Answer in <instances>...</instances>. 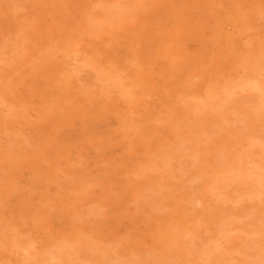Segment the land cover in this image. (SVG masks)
<instances>
[{
  "label": "rangeland",
  "instance_id": "1",
  "mask_svg": "<svg viewBox=\"0 0 264 264\" xmlns=\"http://www.w3.org/2000/svg\"><path fill=\"white\" fill-rule=\"evenodd\" d=\"M65 1L68 3L72 2V1L73 2L71 5V3L68 4ZM65 1L64 0H30V1L29 0H0V35H1L0 36L1 37L0 44L4 43V40H6L4 45L3 44L0 45V48H1L0 49V56L2 58H4V59L1 58V60H0V77H1L0 78V92L4 96V98H3L1 95V99H3L2 101L0 99V104H1L0 105V113H1L0 116L2 115V117H5L7 119L6 120L5 118L0 117L2 119V120L0 119V128H1L0 129L1 130L0 139L2 138V140H0L1 141L0 145L3 148V149H1V146H0V149H1L0 151H2L0 153L1 154L7 153L10 146L12 147V151H13V152H11V151L8 152L6 155L2 154L3 156L0 155L2 158H4V161H5L4 162L3 159H0V162L2 161L0 163V165H2V163H3V165L0 166V171H1L0 172V176H1L0 177V183H1L0 188L2 187L1 189H4V190L0 189V191L3 193L5 191L7 192V190L9 191L8 194L6 192L4 194L0 192V196H1L0 197V264H87V263L88 264H94V263L95 264H99V263L102 264L103 262H104L103 264H107V263L110 264V262L108 261V258L111 261V264H115V262H116V264H142V262H143V264H165V263L166 264L167 263L168 264H175V263L176 264H184V263L185 264H193V263L194 264H199V263L201 264V262L203 264H208V262H209V264H224V263L225 264H229V263L230 264H240V262H241V264H264V253H263L264 252V250H263L264 249V0H162V2H160L159 0H138V1L133 0V2H135V4L132 2V0H129L130 4L126 0H121V2H120V0H116V1L115 0L114 1L103 0V3H102V0H95V1L94 0H70V1L65 0ZM155 1H157V2H155ZM137 2L139 4H141L142 6L139 5ZM112 3L113 4L117 3V4L115 6V4L113 5ZM83 4H86L88 6H85ZM126 4H127V7H126ZM131 4H132V6H131ZM148 4H149V6H152V7H148ZM69 5H71L72 8H69V7H71ZM73 5H75V6L78 5V7L76 6L77 7L76 12L77 13L74 11L76 9H74ZM153 5L155 6V8L153 7ZM163 6H164V8H162ZM175 6H177V7H175ZM181 6H183V7H181ZM134 7H136V8H134ZM85 8H87V9L85 10ZM151 8H153V9H151ZM242 8H243V10H242ZM71 9H73V10L71 11ZM82 9H84V10H82ZM95 9H97V10L101 9L100 13ZM135 9H137V10L135 11ZM147 9L149 10L148 13H147V11H148ZM70 11L72 12V14H70ZM96 11L98 13H96ZM153 11L155 13H153ZM74 12L76 14L73 15ZM80 12H82L80 17L81 18L83 17V21H82V19L77 17L80 15V14H78ZM121 12L124 14V16H122L123 14ZM137 12L139 14L141 13L142 14V15L140 14L141 16H143V13H144L145 17L144 16L141 17ZM160 12L162 15H160ZM94 13H96V14H94ZM129 13H130V16H129ZM135 13L138 15H136ZM82 14H85V15H82ZM100 14H101V17H99ZM31 15L32 16L34 15L33 20H32ZM94 15H95V17H94ZM163 15H164V17H163ZM136 17H138V18L136 19ZM19 18H20V20H19ZM21 18H23L24 21L21 20ZM42 18H46L47 20L46 19L43 20ZM107 18H108V20H107ZM130 18H132L133 20L135 18V20L133 21ZM141 18H144V19H142V21H141L140 20ZM154 18H155V20H152ZM161 18H162V20H161ZM175 18H177V19H175ZM34 19H36L35 20L36 22L34 21ZM17 20H18V22H17ZM25 20H26V22H28L29 27H27L28 25L26 26L27 23L25 22ZM28 20H30L31 23ZM37 20H40V21H37ZM45 20L48 22H46ZM52 20L55 24L58 23L56 25L57 27L59 26L58 28H60L57 30L58 33L56 32L57 27L55 26V24L53 26V22H52V24H50V22H49ZM85 20H86V22H85ZM32 21H34V22H32ZM41 21H42V23H44V22L45 23L40 25L39 22L41 23ZM147 21H149V22H147ZM15 22H17V23H15ZM164 22L167 24H165ZM171 22H173L172 23L173 26H172ZM176 22H177L178 26L176 25ZM179 22H180V24H179ZM19 23L22 24L21 25L22 27H23V24L26 23L24 25L25 28L24 27L21 28L20 26H18ZM125 23H127L128 26L130 25L129 23H132V25H130V27H132V28H128L127 25H126L127 27H124L123 25H125ZM161 23H163V24H161ZM31 24H32V26H31ZM38 24L40 26L43 25L41 28V31L38 30L40 27ZM78 24L80 26L83 24L86 25L84 27L81 26V28L84 31L82 29L81 30L79 29V31H81L82 34H81V32L78 31V28H80V26H78ZM15 25H17V26H15ZM36 25L39 27L37 28ZM45 25L47 26V28ZM51 25H52V27H51ZM87 25H88V27H87ZM110 25H112V26H110ZM133 25L134 26L136 25L137 28L134 27ZM161 25H163V26H161ZM166 26H167V28H166ZM226 26H228V27H226ZM16 27H18L17 30H19V31L16 30ZM30 27L33 29L37 28L36 29V30H38V31H36L37 33L34 32L35 30L30 32V30H31ZM43 27H45L47 30L50 29V31L47 32L46 29H44ZM76 27H77V30H75ZM123 27H124V29H123ZM172 27H173V30H172ZM28 28H30V29H28ZM134 28H135V30H134ZM160 28H162L163 31ZM22 29H25V30L23 31ZM26 29H28L29 31L27 30V32H26ZM119 29H120V31H119ZM164 29L167 31H165ZM177 29L182 31V32H180L181 34H179V32H176V31H178ZM3 30H4V32L2 33L1 31H3ZM12 30H13V32H12ZM14 30L16 31V33L14 32ZM168 30L173 32V33H170ZM51 31H52V33H51ZM59 31H61V32H59ZM85 31H87V32H85ZM112 31H114V33ZM147 31L149 33H147ZM8 32H9V34H8ZM24 32L26 33V38L24 37V34H25ZM76 32H77V34H76ZM129 32H131V33H129ZM137 32H139V33L137 34ZM156 32H158V33H156ZM163 32L164 33L168 32L169 35L167 36V33L164 34ZM12 33L14 34L13 36H11ZM39 33L40 34L42 33V35H40ZM43 33H47V34L50 33V34H49V36L47 34H45V36H44ZM159 33L161 34V36L163 34L164 35L161 37ZM6 34H8V38L10 39V41H11V38L14 40V42L11 41L13 43L7 41L9 39H7ZM15 34H17L16 37H15ZM27 34H28V36H27ZM61 34H62V37H61ZM99 34H101V35L99 36ZM111 34H113V35H111ZM117 34H118V37L116 38ZM134 34H136V35H134ZM139 34L141 35V37ZM154 34H156L157 36L156 35L154 36ZM170 34H172V36H170ZM19 35H20L19 38H21L20 42L18 40ZM21 35H22V37H21ZM32 35L34 37V40L32 39L33 38ZM85 35H86V37H85ZM148 35H150L151 37L149 36V38L147 39ZM152 35H153V37H152ZM2 36H4V37H2ZM39 36H40V39H39ZM52 36H53V38L55 36V39H53ZM57 36H60L62 38V39H60L61 41H59L60 37L57 39ZM80 36H81V39H82V37H84V39L83 40L79 39ZM103 36L105 39L102 40ZM122 36H124L123 38H125L126 41H124V39H122ZM173 36H174V38H173L174 40L171 39ZM154 37L155 38L157 37V38L155 39ZM180 37L182 38V41H181ZM190 37H192V38L190 39ZM36 38H38L39 40ZM48 38L50 39V41L54 40L55 44H56V42L57 43L60 42V43L58 45L57 44L55 45L53 41L49 42ZM85 38L87 39L88 42L85 40ZM115 38H116V40H115ZM158 38H160L162 42ZM163 38L165 41L162 40ZM25 39L26 40L30 39L31 40L30 43L27 42ZM41 39H43L42 40L43 42L41 41ZM75 39H76V41H75ZM109 39H111V40H109ZM176 39H177V41H176ZM185 39L188 42H186ZM21 40H23V43L21 42ZM84 40H85V43H83ZM118 40H119V43H118ZM47 41L50 44H48ZM98 41H99V43H98ZM116 41H117V43H116ZM163 41L166 42V44ZM167 41L168 42L170 41L169 43H170V46L172 45L171 47L168 45L169 43ZM179 41H180V43H179ZM15 42L16 43L19 42V43L16 44ZM34 42H36L35 45H37V47L33 46ZM71 42H72V46H71ZM124 42H126V43H124ZM172 42H174L173 44L175 45V47L173 49H172L173 44H171ZM24 43H26V45L28 44L29 47H27L28 45L27 46L23 45ZM51 43H52V45H51ZM87 43H88V45H87ZM91 43H92V45H91ZM160 43H162V44H160ZM20 44H22V47ZM44 44L45 45L47 44L46 47L44 46ZM106 44H107V46H106ZM121 44H122V46H120ZM9 45L11 46L10 50L8 49ZM15 45H16V47H15ZM17 45H19V46H17ZM49 45L51 47H49ZM32 46H33V49H32ZM77 46H78V49H77ZM128 46H129V48H128ZM132 46H133V48H132ZM159 46H161V49H159ZM163 46H165V47H163ZM18 47H20V48H18ZM34 47H36V48H34ZM74 47H75V49H74ZM15 48L16 49L18 48L20 50L17 49L18 50L17 51V50H15ZM22 48L25 50V52H27V50H29V49H30V51L33 50V52L25 53L24 51L21 50ZM58 48H59V51H57ZM63 48H64V50H62ZM138 48H141V50ZM164 48H165V50H164ZM179 48H180V50H179ZM11 49H12V51H11ZM43 49H45V50L43 51ZM112 49H114V50H112ZM60 50L63 53L60 52ZM127 50L131 53L129 54V52ZM162 50H163V52H162ZM171 50L173 51V53ZM19 51H21V52H19ZM40 51H41V53L42 52L43 53L40 54L39 53ZM56 51H57V53H56ZM1 52H2V54H1ZM12 52H14V55L19 52L18 55H21V56L18 57V55H15V56L10 57L11 55H13ZM23 52L25 54H29V56L23 54ZM66 52L70 53L71 55L70 54L68 55V53L66 55ZM148 53H149V55H148ZM152 53H153V57H151ZM31 54L33 57H31ZM36 54L40 55V56H38L39 59H36V58H38ZM59 54H60V56H59ZM81 54L83 55V57ZM154 54L157 57L154 56ZM162 54H163V57H162ZM167 54H168V57L166 56ZM56 55H58L59 58ZM184 55H185V57H184ZM7 56L9 57V59L12 58V59H10L9 62H8L9 59ZM16 56H17V58L15 60L14 58ZM55 56L57 57V59H55L56 58ZM79 56H81L82 59ZM96 56H98L97 59H96ZM111 56H112V58H111ZM146 56H149V57L146 58ZM6 57H7L8 64H6L7 62L5 63V61H4V60H6ZM22 57H24V58H22ZM29 57H31V59ZM75 57H77V58L79 57V58L77 59ZM154 57H156L157 59H154ZM18 58H19V60H21L20 63L19 62L16 63ZM25 58H28L27 61H29V63H28L29 66H27L28 64L26 63ZM160 58L163 59V62L160 60ZM207 58H209V59H207ZM54 59H55V61L56 60L57 61L55 62ZM200 59H201V61H200ZM217 59H219L220 63L218 62ZM30 60L33 62H31ZM41 60H43V61H41ZM115 60H117V61H115ZM13 61L16 64L9 65V63H13ZM22 61L25 62L26 66H25V64H22L23 63ZM82 61H83V63H82ZM146 61H147V63H149L148 65H145V64H147ZM157 61H158V63H157ZM164 61H165V64H162V63H164ZM189 61H190V63H189ZM197 61H198V63H197ZM30 62H31V64H30ZM96 62L98 63V65ZM129 62H130V64H129ZM33 63H35V64L38 63L37 64L38 66L34 65ZM82 64H84L85 66H83ZM142 64H143V66H142ZM7 65H9V66H7ZM30 65L32 66V69H33V75L36 73L38 76L36 74H35V77L33 75H30V73L32 72ZM63 65H66V67ZM117 65H119V66H117ZM39 66H40V68H39ZM97 66H98V69L96 68ZM29 67H30V69H29ZM36 67L39 68V70L42 68L41 71H39V70L35 71L36 69L34 70V68H36ZM69 67H70V69H68ZM84 67L87 70L86 69L84 70ZM91 67H92V70H90ZM114 67H116V68H114ZM137 67L139 69H137ZM145 67L147 70L144 69ZM81 68H82V70H81ZM132 68H134V69H132ZM27 69H28V71H27ZM123 69H124V71H123ZM140 69H141V71H140ZM61 70L62 71L64 70V72H66V73L62 72ZM70 70H71V73L73 75L70 73ZM148 70H149V72H148ZM97 71L99 73H97ZM110 71H112L113 73H111ZM23 72L24 73L26 72V74H27V75L25 74L26 78L23 76L24 75ZM59 73H60V75H59ZM61 73H62V75L64 74V76H62ZM67 73H69L70 75ZM177 73H179V75ZM115 74H117V75H115ZM139 74H140V76H139ZM57 75H58V78H57ZM94 75H96V76H94ZM123 75L125 76V78ZM223 75H224V77H223ZM72 76H75V77H73L74 80H75V78H77L78 81L77 80L76 81L78 83H80L79 85H76L78 83L76 81H74L73 78H72L73 81H71L70 77H72ZM113 76H114V78H113ZM53 77H55V78H53ZM137 77H138V79H137ZM33 78L36 81L33 80ZM17 79H19V80L17 81ZM62 79L63 80L65 79V80L63 81ZM96 79H98V80H96ZM124 79H126L128 81H125ZM49 80H52V81L54 80V81H53V83H51L52 81H49ZM66 80H67V82H66ZM16 81H17V83H16ZM69 81H70V85L68 83ZM174 81H176V82H174ZM34 82L35 83L37 82V84H39V85H37V87H36V84ZM57 82L59 83L58 86H57V84H58ZM71 82H73V83L75 82V86ZM112 82H113V84H112ZM126 82L130 86L127 85ZM145 82L146 83L148 82V83L146 84ZM172 82H174V83H172ZM48 83L53 84V86L52 85L50 86ZM116 83H117L118 87H117ZM63 84H64V87L62 88ZM86 84H87V87H86ZM123 84H124V86H123ZM144 84H145V86H144ZM46 85H47V87L50 86L51 89L49 90L50 87L46 88ZM80 85H82V86L80 87ZM137 85H139V86H137ZM233 85H234V87H233ZM11 86H13L14 89ZM76 86H78V87H76ZM53 87H54V89H53ZM65 87H67V88H65ZM70 87L72 88L73 91L76 90V92L75 91L73 92ZM90 87H91V89L89 90ZM105 87L108 90H106ZM110 87H111V89H109ZM115 87H117V88H115ZM120 87L122 90L120 89ZM124 87L126 90L124 89ZM132 87H134V88H132ZM178 87H179V89H178ZM184 87H185V89H184ZM16 88H17V90H16ZM44 88L46 89V92H45ZM68 88H69V91H68ZM112 88H114L113 89L114 93L112 91ZM130 88H131V92H130ZM136 88H137V90H136ZM181 88H183V89H181ZM32 89H33V91L35 89H37V90H35L34 91L35 93H34L32 91ZM60 89H62L63 91ZM174 89H176V91H178V93H175ZM30 90L34 94L33 95L34 99H33V96L30 94ZM97 90H98V92H100V94H102L106 90L105 92H107L108 96L110 95V92H111V94L113 93L116 98L113 95H111V97L113 96L115 98V100H114V98L108 97L107 94H105V92L103 93V96H101L100 94L98 95ZM138 90L141 93L138 92ZM180 90H181V93H180ZM25 91H27L28 93H26ZM42 91L45 92V93L43 92L42 98H45V96H46V99L49 98V99H47L49 103L47 102L46 99H44V100L42 98L39 99V96L41 97ZM58 91H61V92H58ZM64 91L66 92L67 97L69 95L73 94V97H70V96L68 97L69 100H71L72 102H74V100H77V102L82 100V95H83V99L85 97L86 98L84 100H82L80 103L75 104V102L74 103L70 102L71 104L69 103L67 105V102H69V100L67 97L64 98V96L66 95ZM67 91H68V93H67ZM91 91H96L97 93L96 92L93 93ZM62 92L64 95L61 94ZM89 92H91L93 94L87 95V94H90ZM116 92L119 94V96ZM10 93H12V94H10ZM20 93H22V95ZM57 93H58L57 99L59 101H56L57 100L56 99ZM240 93H241V95H240ZM28 94H29V98L27 97ZM75 94L79 95L80 97H78ZM173 94H175V96ZM176 94H178V95H176ZM8 95H10V97ZM24 95L28 98V100L29 99L32 100V101L29 100V104L31 106L27 103L29 106L23 107L22 103H24V101L27 100V98H25ZM37 95H39V96L37 97ZM48 95H49V97H47ZM92 95H94V97H92ZM104 95H106V97ZM196 95H197V97H196ZM50 96H51V99H50ZM139 96L142 99H140ZM185 96H186V98H185ZM87 97H88V100H87ZM95 97H97V98H95ZM102 97H105V98H102ZM241 97H243V98H241ZM90 98H91V100L93 98H94V100L97 99L96 103H94L95 102L94 100H92V102L94 104L91 103V101L89 102ZM126 98H128V99H126ZM144 98H145V100H144ZM5 99H6V103L9 102L8 104H5ZM10 99L13 101V103H12V101H10ZM17 99H19V100L21 99L22 103ZM102 99L103 100L104 99L110 100V102L105 100L108 103L106 104V102H105L104 103L105 105H104L102 103V101H103ZM112 99L115 101L114 103H116V105H112L113 103L111 105L109 104V103H111V101L113 102ZM118 99L119 100L121 99L122 102H121V100L119 102ZM147 99H149L148 102H147ZM40 100H43V102L46 101L47 103L45 102V104H43V102ZM129 100H131L132 102L134 101L135 103L134 102L132 103ZM142 100H144V101L142 102ZM34 101H36L35 103H37V104L32 103ZM51 101L54 103V105L52 104ZM54 101H56V102H54ZM64 101H66V103ZM10 102L12 105L10 104ZM17 102H19L17 104V107L13 106V104L16 105L15 103H17ZM25 102H28V101H25ZM57 102H58V104H57ZM81 103H83V104L81 105ZM121 103H122V105H120ZM39 104H42V105H39ZM62 104L65 106L67 105L68 108H67V106L66 107L64 106V108H61ZM73 104L76 105L75 107H77V106H80V107L79 108L77 107V110H76V108L74 107ZM84 104H85V106H83ZM95 104H99L97 107H102V108L104 105V108L103 109L97 108V110L95 109V110H93V112H89V110L92 111V109H94L96 107ZM118 104L120 106H118ZM174 104H176V105L174 106ZM181 104H182V106H181ZM8 105H10V106H8ZM18 105L23 109L27 108L24 112L22 111V116L20 115L21 113L16 114V112H19V111L21 112L20 107ZM49 105L53 106V109H55V110H57L56 108L60 107L61 109L60 108L59 109L61 110V112L64 113V115L61 112L60 113L62 114V116H61V114H59V112H58V111H60L59 109H58V111L53 112L52 107ZM107 105H110V106H107ZM123 105H125V106L127 105L125 107L124 111H123V108H124ZM6 106H7V108H6ZM11 106H12V108H11ZM33 106H34V108H33ZM86 106H88L87 107L88 110H86L87 115H88V113L91 114L90 116L88 115V117H87L86 111L84 109V108H86ZM91 106L94 108H92ZM105 106H107L109 108L111 106H112L111 108H115L116 106H118V107H116V108H118L116 110L117 111L118 110L123 111V112L120 111L122 113V116L120 115L121 114L120 112L114 113V112H116V110L113 109L114 111H112V109H109ZM29 107H32L33 109L29 108ZM38 107L39 108L43 107L42 109L43 110L46 109V111L47 110L49 111L52 109L51 110L52 112L50 111L51 113L49 112V114H53V113L55 114L56 113L55 115L53 114V116L51 115L52 121H51L50 117H46V116H50L48 114V111L46 112L44 110L46 113L43 114V112L41 113V109H39ZM49 107H51V109ZM69 107H71V110L69 109ZM72 107L74 108L75 112H74ZM130 107L131 108L133 107V109L131 110ZM9 108L11 110L13 108L14 109L16 108V109H15V111H13L14 109L12 111H10ZM17 108H19L18 109L19 111L17 110ZM80 108H82L81 109L82 113L80 111ZM90 108H92V109H90ZM106 108L108 109L109 113L107 112ZM127 108H129V110H126ZM145 108H146V110H145ZM215 108H216V111L214 110ZM8 109H9V111H8ZM31 109H32V111L34 110L33 114L35 112L37 114V116H36V114L35 115L28 114V110H29V112H31ZM66 109H69L68 114L71 113V115L66 114L67 113ZM98 109L102 110V113H104L105 112L104 109H106V113L101 115V113H98V112H100V111H98ZM3 110H5V111H3ZM72 110H73V112H72ZM83 110L85 112H83ZM133 110H135V111H133ZM182 110H183V113H182ZM39 111H40V113H39ZM64 111H66V113ZM76 111L77 112L79 111L80 113L79 112L77 113ZM168 111L170 112V114ZM200 111H202V112H200ZM8 112H11V113H8ZM13 112H15V113H13ZM25 112L27 114H25ZM57 112L60 115V117L58 116ZM127 112H128V114L131 115V117L127 114ZM4 113L5 114L7 113V115H9V116L5 115ZM23 113H24V115H23ZM84 113H85V118H84V116H81V114L83 115ZM132 113L136 116L135 118H134V115ZM14 114H16L18 117H16V115L12 116ZM38 114L41 118L38 116ZM65 114H66V117L68 115L69 121L67 120V118H68L67 117V118H64L66 121L64 120V123H63L60 121V119H63V117H65ZM73 114H74V116H73ZM79 114L81 117L84 118V121H82L83 118L78 116ZM123 114H124V116H123ZM3 115H5V116H3ZM19 115H20V117H19ZM139 115H140V119H138ZM28 116L31 118H27ZM32 116L33 117L36 116L35 117L36 119L40 118L41 121L40 120L38 121V119L36 120ZM75 116H78V117H75ZM9 117H10V119H9ZM13 117H15V118H13ZM21 117L24 119V122H23V119ZM70 117L71 118L73 117L74 119L72 118L73 119L72 120ZM189 117H191V118H189ZM12 118H13V120H12ZM17 118H19L20 121L24 124L23 125L21 123V126L23 128H21L20 123H19L20 121ZM45 118H47V119H45ZM153 118H154V120H153ZM14 119H16V120H14ZM28 119H30V122ZM31 119L34 120L35 123H37V124H36V126H34L35 124H32V126H31V124H29L30 125V128H29V125L27 126V124H25V121H27L26 123L34 122V121L31 122ZM132 119H133V122H132ZM42 120H44V121L46 120L45 126L43 125L44 121H42ZM138 120L143 121V123L141 121H138ZM223 120H224V122H223ZM57 121H59V122H57ZM67 121H68V124H66ZM236 121H237V123H236ZM1 122H2V124H1ZM4 122L5 123L9 122V123L6 125V124H4ZM12 122H14V123L17 122V125L19 124V126H16V124H12ZM49 122L51 124H48ZM60 122H61L62 126L59 124ZM56 123H58V124H56ZM52 124H54V126H52ZM12 125H15L16 129ZM59 125H60V128H59ZM3 126H4V128H3ZM6 126H7V130L5 128ZM11 126L13 127V131H12ZM139 126H140V128H139ZM256 126H257V128H256ZM8 127L10 128L11 131L9 130ZM55 127H56V129L57 128L58 129L56 130ZM51 128H52V130L54 129L53 133L54 132L56 133V131H57L58 134L57 133L53 134L52 132L50 133ZM156 128H158V129L156 130ZM3 129H5V130H3ZM28 129L30 131L31 130L32 131L30 132ZM43 129H44L45 133L43 132L42 134H40L41 133L40 130H43ZM19 130L21 131V133H18ZM25 130L29 134V137L25 133L26 132ZM35 130L37 131V132H35V133H37V135L34 134ZM46 130H48V133ZM8 131L10 134H8ZM135 131H136V133H134ZM137 131H139V132H137ZM157 131H158V133H157ZM11 132L14 134V137H13V134L11 135ZM15 132L18 135L20 134L21 137H24V138H22L23 144H22V141L20 139V135L18 137V135ZM3 133H4V136H8L7 139H6V137H4V139H3V135H2ZM141 133H142V135H141ZM30 134L36 135L37 138L34 137V135L30 136ZM38 134L43 135V137H41V138H44V140L39 138ZM51 134H52V136H51ZM125 134H129V135L126 136ZM197 134H198V136H197ZM9 135H10V137H9ZM24 135L25 136L27 135V136L25 137ZM48 135H49V138H51V139H49V138L45 139V137L46 136L48 137ZM55 135L57 136V137H55L56 139L54 138ZM93 135H95V136H93ZM143 135H144V138H143ZM236 135H238V137ZM30 137H34V138H32L31 141H34V140H35V142L37 141L36 144L38 143L39 146H34V148L31 149L30 145H34L35 143L30 141L32 143V144H30V142L28 140V139H30ZM205 137H207V138H205ZM15 138H17V139H15ZM58 138H59V140H58ZM10 139H13V140L11 141ZM24 139H25V141L28 140L27 143L24 141ZM38 139H41L43 141V143L41 140L39 142ZM4 140L6 142H4ZM7 140H9V141H7ZM18 140L23 145L25 150H26V148L28 149V147L30 146L29 149L27 150L30 152V154H29V152L25 151L24 149H23V152H24V154H28V156L31 155V157H27L26 155L22 154L23 153L22 152V145L17 143ZM71 140H73V141H71ZM49 141H52V142H49ZM57 141H59V142L61 141L60 142L61 144L60 143L58 144ZM14 142H16L14 144L15 146L17 145L16 147L20 146V149L14 147V145H13ZM53 142H54V144H53ZM63 142H64V145L68 147V149H66V147L62 146ZM201 142H203V143H201ZM5 143L6 144L11 143V144H10V146H9V144L7 146V145H5ZM214 143H215V145H214ZM25 144H26V146H24ZM66 144H68V145H66ZM41 145H42V147H41ZM54 145H56V146H54ZM69 145H71L70 148H69ZM216 146H217V148H216ZM44 147H45L46 151L44 150ZM53 147H55V149ZM56 147H57V149L60 147L59 150L64 147L62 150H60V151L58 150V153L62 151V153H63L62 155H64L63 150L67 151V154H65L66 158L64 156H62L61 153H59L60 156H62L61 158H57V157H60L59 154L57 157H53L54 155L57 154ZM220 147H221L222 151H220V149H219ZM223 148L225 150H223ZM4 149H7V150H4ZM30 149L32 152L30 151ZM34 149H35L36 153H35ZM38 149L40 150V152ZM9 150H11V149H9ZM16 150H17V152H14ZM216 150L218 152H216ZM20 151H21V154H19ZM41 151H43V152H41ZM232 151H233V153H232ZM44 152H45V154H44ZM68 152H70V156L68 155ZM12 153H14L16 155L18 154L19 156L21 155L22 157H18V155L17 156L11 155ZM47 153L52 155V158H48L50 155H48ZM8 154H10V155L8 156ZM33 154H34V156H33ZM190 154L192 156L188 158V156H190ZM204 154H206V155H204ZM215 154H217V156ZM35 156H37V157L39 156L38 159L35 158ZM221 156H224V157H221ZM5 157L6 158L10 157L9 160L14 159L13 162L15 161V165L12 162V160L10 162ZM14 157H17V160H15L16 158H14ZM150 157H152V159ZM214 157H215V160L213 159ZM31 158H33V159H31ZM55 158H56V160H55ZM167 158H168V160H167ZM34 159H36L37 163L40 161L41 164L38 163L39 165L36 166L37 164L35 163ZM49 159H53V160L49 161ZM29 160H31V161L33 160V162L36 165ZM7 161H9V163ZM17 161H19V162L16 163ZM56 161H59V162L57 163ZM24 162H25V165H26V163H28L27 164L28 166L27 165L25 166L23 164ZM6 163H8V164H6ZM32 163L34 164V166L32 165ZM53 163L57 164L56 168L54 167L55 165H53ZM67 163H68V166H67ZM10 164L14 165L13 169H12V165H10ZM18 164H19V166H17ZM30 164L32 165V167ZM61 164H63V165H61ZM162 164H164V165H162ZM4 165H6V167ZM7 165H8V167H7ZM23 165L25 166L24 168H22ZM9 166L11 168H9ZM39 166H40V168H38ZM1 167H2V170H1ZM15 167H16V169L18 168L19 172H18V170L15 171ZM19 167H20V169H19ZM243 167H246V168H243ZM32 168H34V169L36 168V171L38 170V172L40 171V169H41V171L38 174V173H36L35 170L33 171ZM192 168H194V170ZM29 169H31V170H29ZM52 169H54L53 170L54 173H52V172L50 173V171ZM55 169L58 171H56ZM221 169H222V171H221ZM8 170L9 171L11 170L10 174L7 173ZM13 171L15 172V174ZM195 171H197V172H195ZM245 171H246V173H245ZM55 172L56 173L59 172V173L56 174ZM144 172L147 175H149V172H150L151 173L150 175L152 177L150 175L149 176H146V174L144 175ZM216 172H217V175H216ZM53 174L56 176H53ZM152 174H154V175H152ZM12 175L13 176L15 175V178L14 177L12 178ZM232 175H233V177H232ZM6 176H9V178L10 177L11 178L9 179ZM48 176H50V177H48ZM37 177H39V179ZM147 177L149 179H147ZM2 178H5V179H3L4 182H6L8 179L9 181H7V182H10V183H8L10 186H8L7 182L4 183L2 181ZM12 181H15V182L11 184ZM73 182H75V183H73ZM85 183H87V184H85ZM3 184H5V186H3ZM179 184H180V186H179ZM199 185H200V187H199ZM166 193H167V196H166ZM174 194H175V196H174ZM191 194H193V195H191ZM193 197H195V198H193ZM79 198H80V200H79ZM44 199H45V201H44ZM165 200L166 201L168 200L167 202L168 203L170 202L171 205H170V203L167 204V202H165ZM190 201H192V202H190ZM203 202H204V204H203ZM190 203L191 204L193 203L192 206ZM205 203H206V207H205ZM164 204H166V205H164ZM193 205H195V206L193 207ZM26 208H28V209H26ZM130 208H132L134 211ZM191 208H192V211H191ZM176 210H177V212H176ZM168 212H170V214ZM185 213H186V215H185ZM222 214H225V215H222ZM237 214H238V216H237ZM120 215H122V216H120ZM192 215H193V217H192ZM248 215H251V216H248ZM150 216H152V217H150ZM1 217H3V218H1ZM61 217H63V218H61ZM64 217H66V218H64ZM262 218H263V220H262ZM44 219H45V221H44ZM240 219L244 220L243 223ZM37 220H38V222H36ZM68 220H69V222H68ZM190 220H192V221H190ZM39 222H41V223H39ZM45 222H46V224H45ZM228 222H229V224H228ZM37 223H39V224H37ZM154 223H156V224H154ZM194 224H195V226H194ZM255 225L257 227H255ZM159 226H160V228H159ZM169 226H170V228H169ZM240 226H241V229H240ZM195 227H196V229H195ZM245 227H246V229H245ZM156 228H157V230H156ZM209 228L213 232H211V230ZM148 229L150 230V232L148 231ZM236 229H237V231H235ZM133 231H135V233ZM157 231H158V233H157ZM152 232H154V233L152 234ZM171 232H172V234H171ZM154 234L156 236H154ZM157 234H159V235H157ZM30 235H31V238H30ZM68 235L69 236L73 235V236H70L72 239H69ZM64 236H66V238ZM25 237H27V238H25ZM140 237H142V238H140ZM202 237H204V238H202ZM25 239H27V240H25ZM34 239H36V240H34ZM197 239H198V241H197ZM221 239H222V241H221ZM17 240H18V242H17ZM30 240H31V244H34V243L35 244L31 245ZM67 240H69V241H67ZM70 240H74V241H70ZM140 240H141V242H140ZM205 240L206 241L208 240V241L205 242ZM75 241H76V243H75ZM184 241H185V243H184ZM13 242H14V244H13ZM197 242H199V243H197ZM200 242H201V245H200ZM65 243H67V244H65ZM69 243H70V246H69ZM81 243H82V245H80ZM131 243H132V245H131ZM26 244H28V246ZM45 245L47 246L46 248H45ZM112 245H114V246H112ZM189 245H193V246H191L192 249H191V247L188 248ZM204 245H205V247H204ZM61 246H62V248L64 246L65 249H66V246H68L70 248V249H68V247H67V249L64 250L66 256H65L62 248L60 249ZM199 246H200V248H199ZM106 247L108 250L106 249ZM195 247H196V249H195ZM214 247H215V249H214ZM43 248H45L46 250L45 249L42 250ZM165 248H166V250H165ZM73 249H74V251H73ZM182 249H186V250L183 251ZM54 250H55V252H54ZM188 250H189V252H188ZM45 251H46V253H45ZM70 251H73V255H71ZM101 251H103V252H101ZM185 251H187L186 252L188 254V255L186 254L187 257L185 255H183L184 253H182ZM192 251H193V253H192ZM200 251H202V252L200 253ZM122 252H123V254H122ZM136 252H138V253H136ZM152 252L153 253L155 252L156 254L155 253L153 254ZM179 252L182 254H180ZM210 252H211V254H210ZM56 253H57V255H56ZM99 253H101V254L104 253V255L103 254L100 255ZM126 253H127V256H126ZM215 253L220 254L219 256H218V254H216V257H217L216 259H215V255H214ZM223 253L226 255V257ZM229 253H230V255H229ZM232 253L234 255H236L237 258ZM50 254L53 255L52 259H51L52 256ZM97 254H99V256H101V257H99ZM157 254L159 255V257L161 255V257L158 258ZM169 254H170V257H169ZM173 254L175 255V257ZM178 254H180V255H178ZM43 255H45V256L43 257ZM95 255H96V257H95ZM106 255H108L107 258H106ZM155 255H156V257H155ZM171 255H172V258H171ZM194 255H196V256H194ZM207 255H209V257H207ZM211 255H212V257H211ZM113 256L116 258H114ZM124 256H125V258H124ZM189 256H191L192 258ZM205 256H206V258H205ZM238 256H240V258ZM89 257H91L90 260H89ZM118 257H119V259H118ZM126 257H129V259ZM195 257H196V259H194ZM227 257H228V259H227ZM99 258H101V259L99 260ZM143 258H144V260H143ZM148 258H150L151 261L148 260ZM157 258L159 261H157ZM238 258L241 260H239ZM35 259H37V261ZM47 259H48V261H47ZM124 259H127V260H124ZM152 259H153V262H152ZM161 259H162V262L160 261ZM173 259H174V261H172ZM224 259H225V261H223ZM45 260H46V262H45ZM83 260H85V261L83 262ZM94 260H96V261H94ZM188 260H189V263H188ZM22 261H23V263H22ZM100 261H102V262H100ZM147 261H148V263H147ZM222 262H224V263H222Z\"/></svg>",
  "mask_w": 264,
  "mask_h": 264
},
{
  "label": "bare ground",
  "instance_id": "2",
  "mask_svg": "<svg viewBox=\"0 0 264 264\" xmlns=\"http://www.w3.org/2000/svg\"><path fill=\"white\" fill-rule=\"evenodd\" d=\"M29 1H30V0H29ZM64 1H65V0H64ZM69 1H70V0H69ZM94 1H95V0H94ZM107 1H108V0H107ZM112 1H114V0H112ZM115 1H116V0H115ZM126 1L129 2V0H126ZM126 1H125V2H126ZM137 1H138V0H137ZM159 1L162 2V0H159ZM65 2H66V1H65ZM72 2H73V1H72ZM72 2H69V3H71V5H72ZM120 2H121V0H120ZM125 2H124V3H125ZM132 2H133V0H132ZM139 2H140V1H139ZM146 2H147V1H146ZM155 2H157V1H155ZM30 3H31V2H30ZM66 3H68V2H66ZM69 3H68V4H69ZM102 3H103V0H102ZM104 3H105V2H104ZM108 3H109V2H108ZM133 3L135 4V2H133ZM137 3H138V2H137ZM137 3H136V4H137ZM147 3H148V2H147ZM172 3H173V2H172ZM68 4H67V5H68ZM112 4H113V3H112ZM114 4H115V6H116L117 3H114ZM114 4H113V5H114ZM129 4H130V2H129ZM138 4H139V3H138ZM138 4H137V5H138ZM145 4H146V3H145ZM145 4H144V5H145ZM161 4H162V3H161ZM71 5H69V6H71ZM83 5L88 6V5H86V4H83ZM83 5H82V6H83ZM105 5H106V4H105ZM120 5H121V4H120ZM139 5H141V4H139ZM139 5H138V6H139ZM159 5H160V4H159ZM164 5H165V4H164ZM183 5H184V4H183ZM69 6H68V7H69ZM73 6H74V9H76V10H74V11L76 12V11H77V7H78V5H76L77 7H76L75 5H73ZM80 6H81V5H80ZM123 6H124V5H123ZM131 6H132V4H131ZM141 6H142V5H141ZM75 7H76V8H75ZM90 7H91V6H90ZM126 7H127V4H126ZM148 7H152V6H149V4H148ZM153 7L155 8L154 5H153ZM167 7H168V6H167ZM172 7H173V6H172ZM175 7H177V6H175ZM181 7H183V6H181ZM181 7H180V8H181ZM69 8H72V6L69 7ZM82 8H83V7H82ZM87 8H88V7H87ZM87 8H85V10H86ZM134 8H136V7H134ZM156 8H157V7H156ZM159 8H160V7H159ZM162 8H164V6H163ZM170 8H171V7H170ZM67 9H68V8H67ZM88 9H89V8H88ZM97 9H98V8H97ZM97 9H95V10H97ZM109 9H110V8H109ZM138 9H139V8H138ZM151 9H153V8H151ZM151 9H150V10H151ZM157 9H158V8H157ZM167 9H168V8H167ZM172 9H173V8H172ZM68 10H69V9H68ZM72 10H73V9H71V11H72ZM82 10H84V9H82ZM82 10H81V11H82ZM110 10H111V9H110ZM132 10H133V9H132ZM136 10H137V9H135V11H136ZM147 10H148V9H147ZM147 10H146V11H147ZM155 10H156V9H155ZM182 10H183V9H182ZM242 10H243V8H242ZM252 10H253V9H252ZM71 11H70V14H72ZM97 11L100 13L101 9H100V10H97ZM97 11H96V13H98ZM112 11H113V10H112ZM123 11H124V10H123ZM146 11H145V12H146ZM75 12L73 13V15L77 13V12H76V13H75ZM91 12H92V11H91ZM93 12H94V11H93ZM148 12H149V10L147 11V13H148ZM179 12H180V11H179ZM18 13H19V12H18ZM81 13H82V12L78 13V14H80V15L77 16V17H79V18L82 19V21H83V17H82V18L80 17V16H81ZM87 13H88V12H87ZM96 13H94V14H96ZM105 13H106V12H105ZM111 13H112V12H111ZM118 13H119V12H118ZM121 13H122V12H121ZM121 13H120V14H121ZM124 13H125V12H124ZM137 13H138V12H137ZM153 13H155V12L153 11ZM156 13H157V12H156ZM163 13H164V12H163ZM168 13H169V12H168ZM175 13H176V12H175ZM184 13H185V12H184ZM232 13H233V12H232ZM113 14H114V13H113ZM122 14H123V13H122ZM135 14H136V13H135ZM138 14H139V13H138ZM138 14H136V15H138ZM140 14H141V13H140ZM140 14H139V15H140ZM65 15H66V14H65ZM82 15H85V14H82ZM131 15H132V14H131ZM141 15H142V14H141ZM141 15H140V16H141ZM145 15H146V14H145ZM158 15H159V14H158ZM158 15H157V16H158ZM160 15H162L161 12H160ZM31 16H32V15H31ZM33 16H34V15H33ZM33 16H32V20H33ZM105 16H106V15H105ZM109 16H110V15H109ZM122 16H124V14H123ZM129 16H130V13H129ZM143 16H144V13H143ZM143 16H141V17H143ZM146 16H147V15H146ZM155 16H156V15H155ZM74 17H75V16H74ZM94 17H95V15H94ZM99 17H101V14H100ZM110 17H111V16H110ZM125 17H126V16H125ZM127 17H128V16H127ZM144 17H145V16H144ZM163 17H164V15H163ZM170 17H171V16H170ZM16 18H17V17H16ZM27 18H28V17H27ZM27 18H26V19H27ZM29 18H30V17H29ZM35 18H36V17H35ZM122 18H123V17H122ZM137 18H138V17H136V19H137ZM42 19L44 20V19H46V18H42ZM49 19H50V18H49ZM77 19H78V18H77ZM80 19H79V20H80ZM90 19H91V18H90ZM117 19H118V18H117ZM128 19H129V18H128ZM130 19H132V18H130ZM142 19H144V18H141L140 20L142 21ZM170 19H171V18H170ZM175 19H177V18H175ZM19 20H20V18H19ZM21 20H23V18H21ZM35 20H36V19H34V21H35ZM46 20H47V19H46ZM46 20H45V21H46ZM107 20H108V18H107ZM113 20H114V19H113ZM132 20H133V19H132ZM134 20H135V18H134ZM134 20H133V21H134ZM145 20H146V19H145ZM148 20H149V19H148ZM152 20H155V18L152 19ZM161 20H162V18H161ZM182 20H183V19H182ZM23 21H24V20H23ZM23 21H22V22H23ZM28 21H30V20H28ZM34 21H32V22H34ZM37 21H40V20H37ZM80 21H81V20H80ZM137 21H138V20H137ZM156 21H157V20H156ZM172 21H173V20H172ZM17 22H18V20H17ZM17 22H15V23H17ZM19 22H20V21H19ZM25 22H26V20H25ZM35 22H36V21H35ZM43 22H44V21H43ZM46 22H48V21H46ZM49 22H50V24H52L53 20H52V21H49ZM85 22H86V20H85ZM96 22H97V21H96ZM99 22H100V21H99ZM113 22H114V21H113ZM129 22H130V21H129ZM138 22H139V21H138ZM145 22H146V21H145ZM147 22H149V21H147ZM153 22H154V21H153ZM181 22H182V21H181ZM15 23H14V24H15ZM26 23H27V24H26ZM26 23L23 24V27H24V28H25V26H24L25 24H26V26L28 25L27 27H29L28 22H26ZM30 23H31V21H30ZM44 23H45V22H44ZM44 23H42V21H41V23L39 22L40 25H41V24H44ZM79 23H80V22H79ZM81 23H82V22H81ZM92 23H93V22H92ZM121 23H122V22H121ZM123 23H124V22H123ZM132 23H133V22H132ZM132 23H129V24L132 25ZM134 23H135V22H134ZM150 23H151V22H150ZM158 23H159V22H158ZM164 23H165V22H164ZM172 23H173V22H171V24H172ZM183 23H184V22H183ZM35 24H36V23H35ZM39 24H38V25H39ZM54 24H55V23L53 22V26H54ZM57 24H58V23H57ZM57 24H55V26H56ZM86 24H87V23H86ZM98 24H99V23H98ZM135 24H136V23H135ZM153 24H154V23H153ZM161 24H163V23H161ZM165 24H167V23H165ZM179 24H180V22H179ZM21 25H22V24L19 23L18 26H20L21 28H23ZM40 25H39V26H40ZM91 25H92V24H91ZM126 25H127V23H125V25H123V26H124V27H127L128 25H127V26H126ZM130 25L128 26V28H132V27H130ZM176 25H177V22H176ZM176 25H175V26H176ZM189 25H190V24H189ZM226 25H227V24H226ZM15 26H17V25H15ZM31 26H32V24H31ZM33 26H34V25H33ZM36 26H37V25H36ZM39 26H37V28H38ZM42 26H43V25H42ZM42 26H40L38 30L41 31ZM45 26H46V25H45ZM49 26H50V25H49ZM49 26H48V27H49ZM78 26H80V25L78 24ZM81 26L84 27V26H86V25L83 24V25H81ZM81 26H80V28H78V31H79V29H80V30L82 29ZM92 26H93V25H92ZM92 26H91V27H92ZM110 26H112V25H110ZM110 26H109V27H110ZM115 26H116V25H115ZM118 26H119V25H118ZM133 26H134V25H133ZM139 26H140V25H139ZM144 26H145V25H144ZM151 26H152V25H151ZM158 26H159V25H158ZM161 26H163V25H161ZM167 26H168V25H167ZM167 26H166V28H167ZM172 26H173V24H172ZM177 26H178V25H177ZM179 26H180V25H179ZM51 27H52V25H51ZM56 27H57V26H56ZM58 27H59V26H58ZM58 27H57V29H56V32H57L58 29H60V28H58ZM87 27H88V25H87ZM94 27H95V26H94ZM124 27H123V29H124ZM134 27L137 28L136 25H135ZM148 27H149V26H148ZM148 27H147V28H148ZM156 27H157V26H156ZM226 27H228V26H226ZM13 28H14V27H13ZM17 28H18V27H16V30H17ZM30 28H31V27H30ZM30 28H28V29H30ZM37 28H36V29H37ZM43 28L46 29L47 26H46V28H45V27H43ZM49 28H50V27H49ZM49 28H48V29H49ZM63 28H64V27H63ZM92 28H93V27H92ZM106 28H107V27H106ZM138 28H139V27H138ZM145 28H146V27H145ZM158 28H159V27H158ZM182 28H183V27H182ZM28 29H26V32H27ZM36 29H35V28H34V29L31 28L30 32L35 30L34 32L37 33L36 31H38V30H36ZM114 29H115V28H114ZM150 29H151V28H150ZM160 29L162 30V28H160ZM20 30H21V29H20ZM22 30L24 31L25 29H22ZM42 30H43V29H42ZM51 30H52V29H51ZM54 30H55V29H54ZM62 30H63V29H62ZM75 30H77V27H76ZM82 30H83V29H82ZM121 30H122V29H121ZM131 30H132V29H131ZM134 30H135V28H134ZM148 30H149V29H148ZM155 30H156V29H155ZM158 30H159V29H158ZM164 30H165V29H164ZM169 30H170V29H169ZM169 30H168V31H169ZM172 30H173V27H172ZM177 30H178V29H177ZM181 30H182V29H181ZM17 31H19V30H17ZM28 31H29V30H28ZM44 31H45V30H44ZM46 31L48 32V31H50V29H49V30L46 29ZM83 31H84V30H83ZM89 31H90V30H89ZM116 31H117V30H116ZM119 31H120V29H119ZM119 31H118V32H119ZM142 31H143V30H142ZM162 31H163V30H162ZM162 31H161V32H162ZM165 31H167V30H165ZM184 31H185V30H184ZM1 32L3 33L4 30L1 31ZM6 32H7V31H6ZM6 32H5V33H6ZM10 32H11V31H10ZM12 32H13V30H12ZM14 32L16 33L15 30H14ZM21 32H22V31H21ZM53 32H54V31H53ZM59 32H61V31H59ZM79 32H81V31H79ZM79 32H78V33H79ZM85 32H87V31H85ZM112 32L114 33V31H112ZM154 32H155V31H154ZM154 32H153V33H154ZM169 32H170V33H173V32H171V31H169ZM176 32H179V34H181L180 32H182V31L178 30V31H176ZM19 33H20V32H19ZM24 33H25V32H24ZM35 33H34V34H35ZM51 33H52V31H51ZM54 33H55V32H54ZM57 33H58V32H57ZM68 33H69V32H68ZM74 33H75V32H74ZM108 33H109V32H108ZM110 33H111V32H110ZM129 33H131V32H129ZM138 33H139V32H137V34H138ZM144 33H145V32H144ZM147 33H149V32L147 31ZM156 33H158V32H156ZM163 33H164V32H163ZM165 33H167V36L169 35L168 32H165ZM165 33H164V34H165ZM174 33H175V32H174ZM8 34H9V32H8ZM8 34H6V35H7V39H9V38H8ZM32 34H33V33H32ZM39 34H40V33H39ZM43 34H44V36H45V34H47V33H43ZM49 34H50V33H48L47 35L49 36ZM76 34H77V32H76ZM81 34H82V32H81ZM86 34H87V33H86ZM102 34H103V33H102ZM126 34H127V33H126ZM132 34H133V33H132ZM140 34H141V33H140ZM140 34H139V35H140ZM159 34H160V33H159ZM164 34H163V35H164ZM179 34H178V35H179ZM13 35H14V34L12 33L11 36H13ZM16 35H17V34H15V37H16ZM37 35H38V34H37ZM40 35H42V33H41ZM53 35H54V34H53ZM56 35H57V34H56ZM59 35H60V34H59ZM72 35H73V34H72ZM89 35H90V34H89ZM94 35H95V34H94ZM100 35H101V34H99V36H100ZM111 35H113V34H111ZM115 35H116V34H115ZM124 35H125V34H124ZM134 35H136V34H134ZM155 35H156V34H154V36H155ZM163 35H162V36H163ZM178 35H177V36H178ZM0 36H1V35H0ZM4 36H5V35H4ZM4 36H2V37H4ZM27 36H28V34H27ZM29 36H30V35H29ZM34 36H35V35H34ZM63 36H64V35H63ZM81 36H82V35H81ZM81 36H80L79 39H81ZM83 36H84V35H83ZM132 36H133V35H132ZM145 36H146V35H145ZM149 36H150V35H148L147 39L149 38ZM156 36H157V35H156ZM160 36H161V34H160ZM160 36H159V37H160ZM162 36H161V37H162ZM167 36H166V37H167ZM170 36H172V34H170ZM177 36H176V37H177ZM5 37H6V36H5ZM19 37H20V35L18 36V38H19ZM21 37H22V35H21ZM24 37L26 38V33L24 34ZM30 37H31V36H30ZM32 37H33V35H32ZM35 37H36V36H35ZM59 37H60V36H57V39H58ZM61 37H62V34H61ZM61 37L59 38V41H61V40H60V39H62ZM76 37H77V36H76ZM85 37H86V35H85ZM87 37H88V36H87ZM89 37H90V36H89ZM117 37H118V34H117L116 38H117ZM120 37H121V36H120ZM123 37H124V36H122V39H124V41H126L125 38H123ZM140 37H141V35H140ZM142 37H143V36H142ZM150 37H151V36H150ZM152 37H153V35H152ZM166 37H165V38H166ZM182 37H183V36H182ZM10 38H11V37H10ZM13 38H14V37H13ZM18 38H17V39H18ZM28 38H29V37H28ZM42 38H43V37H42ZM44 38H45V37H44ZM49 38H50V37H49ZM49 38H48V39H49ZM52 38H53V36H52ZM116 38H115V40H116ZM143 38H144V37H143ZM154 38H155V37H154ZM156 38H157V37H156ZM156 38H155V39H156ZM170 38H171V37H170ZM170 38H169V39H170ZM173 38H174V36H173L171 39L174 40ZM191 38H192V37H190V39H191ZM0 39H1V37H0ZM20 39H21V38L18 39L19 42H20ZM30 39H31V38H30ZM30 39H29V40H26V39H25V40H26L27 42L30 43V41H31L32 39L34 40V37H33L31 40H30ZM36 39H38V38H36ZM36 39H35V40H36ZM39 39H40V36H39ZM39 39H38V40H39ZM50 39H51V38H50ZM50 39H49V42H51V41L54 42V40H51V41H50ZM53 39H55V36H54ZM72 39H73V38H72ZM77 39H78V38H77ZM83 39H84V37H82L81 40H83ZM103 39H105L104 36H103L102 40H103ZM112 39H113V38H112ZM126 39H127V38H126ZM138 39H139V38H138ZM158 39H160V38H158ZM158 39H157V40H158ZM166 39H167V38H166ZM178 39H179V38H178ZM180 39H181V41H182V38H181V37H180ZM180 39H179V40H180ZM15 40H16V39H15ZM42 40H43V39H41V41H42ZM85 40L87 41L86 38H85ZM85 40H84L83 43H85ZM89 40H90V39H89ZM99 40H100V39H99ZM109 40H111V39H109ZM136 40H137V39H136ZM162 40H164V38H163ZM183 40H184V39H183ZM185 40H186V39H185ZM1 41H2V40H1ZM5 41H6V40H4V43H5ZM7 41H9V42L13 41V42H14V40H13L12 38H11V41H10V39L7 40ZM16 41H17V40H16ZM57 41H58V40H57ZM75 41H76V39H75ZM90 41H91V40H90ZM105 41H106V40H105ZM112 41H113V40H112ZM151 41H152V40H151ZM160 41H161V39H160ZM160 41H159V42H160ZM164 41H165V40H164ZM164 41H163V42H164ZM176 41H177V39H176ZM176 41H175V42H176ZM13 42H11V43H13ZM19 42H18V43H19ZM21 42L23 43V40H21ZM42 42H43V41H42ZM49 42L47 41L48 44H50ZM73 42H74V41H73ZM87 42H88V41H87ZM102 42H103V41H102ZM107 42H108V41H107ZM161 42H162V41H161ZM167 42H168V41H167ZM169 42H170V41H169ZM169 42H168V43H169ZM186 42H188V41L186 40ZM4 43H2V44L4 45ZM15 43H16V42H15ZM18 43H16V44H18ZM59 43H60V42H58V43L56 42L57 45H58ZM95 43H96V42H95ZM98 43H99V41H98ZM116 43H117V41H116ZM118 43H119V40H118ZM120 43H121V42H120ZM124 43H126V42H124ZM164 43L166 44V42H164ZM173 43H174V42H172L171 44H173ZM179 43H180V41H179ZM224 43H225V42H224ZM244 43H245V42H244ZM2 44H0V45H2ZM6 44H7V43H6ZM9 44H10V43H9ZM35 44H36V42H34L33 46H36V47H37V45H35ZM54 44H55V42H54ZM56 44H55V45H56ZM79 44H80V43H79ZM113 44H114V43H113ZM113 44H112V45H113ZM139 44H140V43H139ZM144 44H145V43H144ZM150 44H151V43H150ZM154 44H155V43H154ZM160 44H162V43H160ZM247 44H248V43H247ZM12 45H13V44H12ZM20 45H21V47H22V44H20ZM23 45H26V43H24ZM27 45H28V44H27ZM27 45H26V46H27ZM46 45H47V44H46ZM46 45L44 44L45 47H46ZM51 45H52V43H51ZM55 45H54V46H55ZM81 45H82V44H81ZM87 45H88V43H87ZM91 45H92V43H91ZM93 45H94V44H93ZM95 45H96V44H95ZM110 45H111V44H110ZM168 45L170 46V43H169ZM180 45H181V44H180ZM17 46H19V45H17ZM33 46H32V49H33ZM59 46H60V45H59ZM71 46H72V42H71ZM106 46H107V44H106ZM120 46H122V44H121ZM124 46H125V45H124ZM151 46H152V45H151ZM155 46H156V45H155ZM155 46H154V47H155ZM169 46H168V47H169ZM171 46H172V45H171ZM171 46H170V47H171ZM248 46H249V45H248ZM2 47H3V46H2ZM15 47H16V45H15ZM24 47H25V46H24ZM27 47H29V45H28ZM27 47H26V48H27ZM30 47H31V46H30ZM36 47H34V48H36ZM49 47H51V46L49 45ZM90 47H91V46H90ZM113 47H114V46H113ZM134 47H135V46H134ZM143 47H144V46H143ZM163 47H165V46H163ZM166 47H167V46H166ZM174 47H175V45L173 44L172 49H173ZM176 47H177V46H176ZM10 48H11V46L9 45V48H8V49L10 50ZM18 48H20V47H18ZM18 48H17V49H18ZM56 48H57V47H56ZM110 48H111V47H110ZM121 48H122V47H121ZM124 48H125V47H124ZM128 48H129V46H128ZM132 48H133V46H132ZM0 49H1V48H0ZM2 49H3V48H2ZM17 49L15 48V50H17ZM27 49H28V48H27ZM51 49H52V48H51ZM71 49H72V48H71ZM74 49H75V47H74ZM77 49H78V46H77ZM138 49L141 50V48H138ZM138 49H137V50H138ZM154 49H155V48H154ZM159 49H161V46H159ZM18 50H20V49H18ZM18 50H17V51H18ZM21 50L25 52V50H24L23 48H22ZM34 50H35V49H34ZM37 50H38V49H37ZM44 50H45V49H43V51H44ZM49 50H50V49H49ZM62 50H64V48H63ZM84 50H85V49H84ZM112 50H114V49H112ZM117 50H118V49H117ZM135 50H136V49H135ZM143 50H144V49H143ZM146 50H147V49H146ZM164 50H165V48H164ZM167 50H168V49H167ZM179 50H180V48H179ZM179 50H178V51H179ZM220 50H221V49H220ZM1 51H2V50H1ZM3 51H4V50H3ZM11 51H12V49H11ZM13 51H14V50H13ZM41 51H42V50H41ZM41 51L39 52L40 54L43 53V52L41 53ZM54 51H55V50H54ZM57 51H59V48H58ZM57 51H56V53H57ZM70 51H71V50H70ZM79 51H80V50H79ZM82 51H83V50H82ZM87 51H88V50H87ZM108 51H109V50H108ZM127 51H128V50H127ZM131 51H132V50H131ZM154 51H155V50H154ZM157 51H158V50H157ZM171 51H172V50H171ZM14 52H15V51H14ZM14 52H12L13 55L10 54V55H11L10 57L15 56V55H18L19 52H21V51H19V52H18L17 54H15V55H14ZM24 52H23V54H25V53H27V52L30 53V52H33V50L30 51V49H29V50H27V52H25V53H24ZM47 52H48V51H47ZM60 52H62V51L60 50ZM64 52H65V51H64ZM128 52H129V51H128ZM139 52H140V51H139ZM162 52H163V50H162ZM164 52H165V51H164ZM179 52H180V51H179ZM10 53H11V52H10ZM50 53H51V52H50ZM62 53H63V52H62ZM67 53H68V52H66V55H67ZM109 53H110V52H109ZM130 53H131V52H129V54H130ZM146 53H147V52H146ZM160 53H161V52H160ZM170 53H171V52H170ZM172 53H173V51H172ZM1 54H2V52H1ZM60 54H61V53H60ZM60 54H59V56H60ZM69 54H70V53H68V55H69ZM104 54H105V53H104ZM107 54H108V53H107ZM126 54H127V53H126ZM158 54H159V53H158ZM176 54H177V53H176ZM194 54H195V53H194ZM219 54H220V53H219ZM25 55H28V56H29V54H25ZM36 55H37V54H36ZM36 55H35V56H36ZM70 55H71V54H70ZM76 55H77V54H76ZM81 55H82V54H81ZM131 55H132V54H131ZM148 55H149V53H148ZM150 55H151V54H150ZM200 55H201V54H200ZM19 56H21V55H18V57H19ZM22 56H23V55H22ZM38 56H40V55H37V57H38ZM56 56H58V55H56ZM56 56H55V57H56ZM59 56H58V58H59ZM91 56H92V55H91ZM127 56H128V55H127ZM154 56H156V55L154 54ZM160 56H161V55H160ZM166 56L168 57V54H167ZM169 56H170V55H169ZM7 57H8V56H7ZM7 57H6V60H4L5 63L7 62ZM31 57H33L32 54H31ZM31 57H29V58L31 59ZM71 57H72V56H71ZM79 57L81 58V56H79ZM79 57H78V58H79ZM82 57H83V55H82ZM97 57H98V56H96V59H97ZM101 57H102V56H101ZM114 57H115V56H114ZM131 57H132V56H131ZM147 57H149V56H146V58H147ZM151 57H153V53H152V56H151ZM156 57H157V56H156ZM156 57H154V59H157ZM162 57H163V54H162ZM162 57H161V58H162ZM180 57H181V56H180ZM184 57H185V55H184ZM204 57H205V56H204ZM1 58H2V57L0 56V60H1ZM16 58H17V56H16L14 59L16 60ZM22 58H24V57H22ZM75 58H77V57H75ZM78 58H77V59H78ZM111 58H112V56H111ZM119 58H120V57H119ZM134 58H135V57H134ZM146 58H145V59H146ZM161 58H160V60L163 62V59H161ZM199 58H200V57H199ZM2 59H4V58H2ZM8 59H9V57H8ZM10 59H12V58H10ZM10 59L8 60V62L10 61ZM25 59H26V63L28 64V63H29V61H27L28 58H25ZM36 59H39V57L36 58ZM55 59H57V57H56ZM55 59H54V61H55ZM81 59H82V58H81ZM86 59H87V58H86ZM151 59H152V58H151ZM180 59H181V58H180ZM207 59H209V58H207ZM212 59H213V58H212ZM15 60H14V61H15ZM18 60H19V58L17 59V62H16V61H15V62H16V63H18V62L20 63L21 60H19V61H18ZM34 60H35V59H34ZM46 60H47V59H46ZM100 60H101V59H100ZM164 60H165V59H164ZM217 60H218V62H219V59H217ZM14 61H13V63H9V65L16 64ZM30 61H31V60H30ZM41 61H43V60H41ZM56 61H57V60H56ZM56 61H55V62H56ZM75 61H76V60H75ZM80 61H81V60H80ZM115 61H117V60H115ZM138 61H139V60H138ZM149 61H150V60H149ZM200 61H201V59H200ZM8 62H7L6 64H8ZM22 62H23V61H22ZM31 62H33V61H31ZM31 62H30V64H31ZM85 62H86V61H85ZM101 62H102V61H101ZM113 62H114V61H113ZM130 62H131V61H130ZM130 62H129V64H130ZM141 62H142V61H141ZM159 62H160V61H159ZM202 62H203V61H202ZM53 63H54V62H53ZM82 63H83V61H82ZM96 63H97V62H96ZM139 63H140V62H139ZM146 63H147V61H146ZM157 63H158V61H157ZM189 63H190V61H189ZM197 63H198V61H197ZM219 63H220V62H219ZM219 63H218V64H219ZM22 64H25V62H23ZM33 64L36 65V66H38V65H37L38 63H37V64L33 63ZM106 64H107V63H106ZM148 64H149V63H147V64H145V65H148ZM162 64H165V61H164V63H162ZM166 64H167V63H166ZM169 64H170V63H169ZM182 64H183V63H182ZM187 64H188V63H187ZM9 65H7V66H9ZM34 65H33V66H34ZM82 65L85 66L84 64H82ZM97 65H98V63H97ZM107 65H108V64H107ZM109 65H110V64H109ZM136 65H137V64H136ZM140 65H141V64H140ZM23 66H24V65H23ZM25 66H26V64H25ZM27 66H29V64H28ZM40 66H41V65H40ZM40 66H39V68H40ZM51 66H52V65H51ZM63 66L66 67V65H63ZM94 66H95V65H94ZM117 66H119V65H117ZM134 66H135V65H134ZM134 66H133V67H134ZM137 66H138V65H137ZM142 66H143V64H142ZM142 66H141V67H142ZM150 66H151V65H150ZM161 66H162V65H161ZM18 67H19V66H18ZM30 67H31V69H32V66H31V65H30ZM30 67H29V69H30ZM41 67H42V66H41ZM65 67H64V68H65ZM92 67H93V66H92ZM92 67L90 68V70H92ZM135 67H136V66H135ZM147 67H148V66H147ZM158 67H159V66H158ZM39 68L36 67V68H34V70L36 69L35 71H37V70H39ZM96 68L98 69V66H97ZM110 68H111V67H110ZM112 68H113V67H112ZM114 68H116V67H114ZM121 68H122V67H121ZM121 68H120V69H121ZM142 68H143V67H142ZM201 68H202V67H201ZM41 69H42V68H41ZM41 69H40L39 71H41ZM65 69H66V68H65ZM68 69H70V67H69ZM85 69H86V68L84 67V70H85ZM101 69H102V68H101ZM132 69H134V68H132ZM137 69H139V68L137 67ZM144 69H146V67H145ZM182 69H183V68H182ZM219 69H220V68H219ZM66 70H67V69H66ZM81 70H82V68H81ZM86 70H87V69H86ZM111 70H112V69H111ZM117 70H118V69H117ZM117 70H116V71H117ZM146 70H147V69H146ZM2 71H3V70H2ZM27 71H28V69H27ZM35 71H34V72H35ZM61 71H62V70H61ZM93 71H94V70H93ZM114 71H115V70H114ZM123 71H124V69H123ZM137 71H138V70H137ZM140 71H141V69H140ZM193 71H194V70H193ZM199 71H200V70H199ZM29 72H30V71H29ZM62 72H64V70H63ZM73 72H74V71H73ZM102 72H103V71H102ZM105 72H106V71H105ZM110 72L113 73L112 71H110ZM117 72H118V71H117ZM132 72H133V71H132ZM148 72H149V70H148ZM23 73H24V72H23ZM27 73H28V72H27ZM64 73H66V72H64ZM70 73H71V70H70ZM97 73H99V72L97 71ZM100 73H101V72H100ZM111 73H110V74H111ZM130 73H131V72H130ZM135 73H136V72H135ZM161 73H162V72H161ZM179 73H180V72H179ZM179 73H177V74L179 75ZM181 73H182V72H181ZM25 74H26V72H25L24 75H23L24 77L27 75V74H26V75H25ZM35 74H36V73H35ZM35 74L33 75V69H32V72L30 73V75H33V76L35 77ZM67 74H69V73H67ZM71 74H72V73H71ZM146 74H147V73H146ZM153 74H154V73H153ZM169 74H170V73H169ZM36 75H37V74H36ZM59 75H60V73H59ZM61 75H62V73H61ZM69 75H70V74H69ZM72 75H73V74H72ZM115 75H117V74H115ZM137 75H138V74H137ZM137 75H136V76H137ZM142 75H143V74H142ZM226 75H227V74H226ZM28 76H29V75H28ZM28 76H27V77H28ZM37 76H38V75H37ZM37 76H36V77H37ZM62 76H64V74H63ZM94 76H96V75H94ZM123 76H124V75H123ZM139 76H140V74H139ZM147 76H148V75H147ZM147 76H146V77H147ZM201 76H202V75H201ZM250 76H251V75H250ZM24 77H23V78H24ZM66 77H67V76H66ZM73 77H75V76L70 77V78H71V81L74 80ZM102 77H103V76H102ZM163 77H164V76H163ZM178 77H179V76H178ZM223 77H224V75H223ZM246 77H247V76H246ZM246 77H245V78H246ZM0 78H1V77H0ZM25 78H26V77H25ZM29 78H30V77H29ZM53 78H55V77H53ZM57 78H58V75H57ZM64 78H65V77H64ZM72 78H73V80H72ZM98 78H99V77H98ZM104 78H105V77H104ZM109 78H110V77H109ZM113 78H114V76H113ZM124 78H125V76H124ZM247 78H248V77H247ZM118 79H119V78H118ZM133 79H134V78H133ZM137 79H138V77H137ZM147 79H148V78H147ZM187 79H188V78H187ZM18 80H19V79H17V81H18ZM22 80H23V79H22ZM33 80H35V79L33 78ZM33 80H32V81H33ZM62 80H63V79H62ZM64 80H65V79H64ZM64 80H63V81H64ZM76 80H77V78H75L74 81H76ZM93 80H94V79H93ZM96 80H98V79H96ZM102 80H103V79H102ZM104 80H105V79H104ZM120 80H121V79H120ZM124 80H125V81H128V80H126V79H124ZM140 80H141V79H140ZM17 81H16V83H17ZM35 81H36V80H35ZM49 81H52V80H49ZM53 81H54V80H53ZM53 81H52L51 83H53ZM77 81H78V80H77ZM77 81H76V82H77ZM125 81H124V82H125ZM21 82H22V81H21ZM47 82H48V81H47ZM60 82H61V81H60ZM66 82H67V80H66ZM86 82H87V81H86ZM89 82H90V81H89ZM103 82H104V81H103ZM108 82H109V81H108ZM133 82H134V81H133ZM141 82H142V81H141ZM161 82H162V81H161ZM174 82H176V81H174ZM174 82H172V83H174ZM179 82H180V81H179ZM253 82H254V81H253ZM14 83H15V82H14ZM16 83H15V84H16ZM31 83H32V82H31ZM34 83H35V82H34ZM34 83H33V84H34ZM51 83H48V84H49L50 86H51V85L53 86V84H51ZM55 83H56V82H55ZM57 83H58V82H57ZM68 83H69V85H70V81H69ZM71 83H73V82H71ZM77 83H78V82H77ZM84 83H85V82H84ZM84 83H83V84H84ZM110 83H111V82H110ZM129 83H130V82H129ZM139 83H140V82H139ZM145 83H146V82H145ZM147 83H148V82H147ZM147 83H146V84H147ZM162 83H163V82H162ZM181 83H182V82H181ZM208 83H209V82H208ZM234 83H235V82H234ZM240 83H241V82H240ZM15 84H14V85H15ZM35 84H36V87H37V85H39V84H37V82H36ZM35 84H34V85H35ZM64 84H65V83H64ZM64 84H63L62 88L64 87ZM73 84H74V86H75V82H74ZM79 84H80V83H78V84H76V85H79ZM89 84H90V83H89ZM105 84H106V83H105ZM112 84H113V82H112ZM126 84H127V82H126ZM170 84H171V83H170ZM177 84H178V83H177ZM179 84H180V83H179ZM11 85H12V84H11ZM55 85H56V84H55ZM55 85H54V86H55ZM58 85H59V83L57 84V86H58ZM61 85H62V84H61ZM65 85H66V84H65ZM69 85H68V86H69ZM93 85H94V84H93ZM97 85H98V84H97ZM103 85H104V84H103ZM116 85H117V83H116ZM127 85H129V84H127ZM161 85H162V84H161ZM167 85H168V84H167ZM182 85H183V84H182ZM207 85H208V84H207ZM210 85H211V84H210ZM32 86H33V85H32ZM50 86H48V87H50ZM81 86H82V85H80V87H81ZM99 86H100V85H99ZM123 86H124V84H123ZM129 86H130V85H129ZM137 86H139V85H137ZM144 86H145V84H144ZM163 86H164V85H163ZM11 87H13V86H11ZM33 87H34V86H33ZM44 87H45V86H44ZM48 87H47V85H46V88H48ZM60 87H61V86H60ZM76 87H78V86H76ZM76 87H75V88H76ZM86 87H87V84H86ZM96 87H97V86H96ZM117 87H118V85H117ZM117 87H115V88H117ZM134 87H135V86H134ZM134 87H132V88H134ZM150 87H151V86H150ZM159 87H160V86H159ZM169 87H170V86H169ZM179 87H180V86H179ZM179 87H178V89H179ZM233 87H234V85H233ZM252 87H253V86H252ZM65 88H67V87H65ZM70 88H71V87H70ZM105 88H106V87H105ZM146 88H147V87H146ZM151 88H152V87H151ZM4 89H5V88H4ZM13 89H14V87H13ZM13 89H12V90H13ZM44 89H45V88H44ZM50 89H51V87L49 88V90H50ZM53 89H54V87H53ZM57 89H58V88H57ZM57 89H56V90H57ZM73 89H74V88H73ZM80 89H81V88H80ZM80 89H79V90H80ZM90 89H91V87L89 88V90H90ZM95 89H96V88H95ZM109 89H111V87H110ZM113 89H114V88H112V91H113ZM120 89H121V87H120ZM124 89H125V87H124ZM178 89H177V90H178ZM181 89H183V88H181ZM184 89H185V87H184ZM205 89H206V88H205ZM253 89H254V88H253ZM16 90H17V88H16ZM35 90H37V89H35ZM35 90H34V91H35ZM60 90H62V89H60ZM66 90H67V89H66ZM66 90H65V91H66ZM71 90H72V88H71ZM106 90H108V89L106 88ZM106 90H105V91H106ZM118 90H119V89H118ZM121 90H122V89H121ZM125 90H126V89H125ZM136 90H137V88H136ZM229 90H230V89H229ZM247 90H248V89H247ZM32 91H33V89H32ZM34 91H33V92H34ZM62 91H63V90H62ZM65 91H64V92H65ZM68 91H69V88H68ZM68 91H67V93H68ZM72 91H73V90H72ZM72 91H71V92H72ZM74 91L76 92V90H74ZM74 91H73V92H74ZM99 91H100V90H99ZM105 91H104V92H105ZM116 91H117V90H116ZM174 91H175V93H178V91H176V89H174ZM183 91H184V90H183ZM237 91H238V90H237ZM4 92H5V91H4ZM18 92H19V91H18ZM25 92L28 93L27 91H25ZM43 92H44V91L41 92V97H40L39 95H37V97L39 96V99L43 97V96H42V95H43ZM45 92H46V89H45ZM45 92H44V93H45ZM56 92H57V91H56ZM56 92H55V93H56ZM58 92H61V91H58ZM78 92H79V91H78ZM81 92H82V91H81ZM91 92L94 93V92H96V91H91ZM91 92H89L90 94H87V95H91V94H93V93H91ZM97 92H98V90H97ZM97 92H96V93H97ZM104 92H103V93H104ZM130 92H131V88H130ZM133 92H134V91H133ZM138 92H140V91L138 90ZM34 93H35V92H34ZM53 93H54V92H53ZM53 93H52V94H53ZM86 93H87V92H86ZM96 93H95V94H96ZM103 93L100 94V92H98V95L100 94L101 96H103ZM113 93H114V91H113ZM113 93L111 94V92H110V95L108 96L107 92H105V94H107L108 97H111V95H113V96L115 97V95H114ZM116 93H117V92H116ZM116 93H115V94H116ZM140 93H141V92H140ZM180 93H181V90H180ZM185 93H186V92H185ZM185 93H184V94H185ZM204 93H205V92H204ZM225 93H226V92H225ZM10 94H12V93H10ZM20 94L22 95V93H20ZM20 94H19V95H20ZM30 94H31L32 96L34 95V94L31 92V90H30ZM37 94H38V93H37ZM48 94H49V93H48ZM50 94H51V93H50ZM61 94H63V92H62ZM65 94H66V92H65ZM69 94H70V93H69ZM69 94H68V95H69ZM117 94H118V93H117ZM137 94H138V93H137ZM230 94H231V93H230ZM238 94H239V93H238ZM1 95H2V94H1V92H0V99H1ZM31 95H30V96H31ZM63 95H64V94H63ZM71 95H72V96H71ZM71 95H69V96H70V97H73V94H71ZM75 95H77V94H75ZM87 95H86V96H87ZM122 95H123V94H122ZM145 95H146V94H145ZM173 95L175 96V94H173ZM176 95H178V94H176ZM187 95H188V94H187ZM240 95H241V93H240ZM8 96L10 97V95H8ZM24 96H25V95H24ZM32 96H31V97H32ZM35 96H36V95H35ZM52 96H53V95H52ZM55 96H56V95H55ZM61 96H62V95H61ZM69 96H68V97H69ZM77 96L80 97L79 95H77ZM104 96L106 97V95H104ZM113 96H112L111 98H114ZM116 96H117V95H116ZM118 96H119V94H118ZM168 96H169V95H168ZM2 97L4 98L3 95H2ZM9 97H8V98H9ZM20 97H21V96H20ZM27 97L29 98V94H28ZM27 97L25 96V98H27ZM31 97H30V98H31ZM47 97H49V95H48ZM57 97H58V93H57L56 99H57ZM66 97H67V94L64 96V98H66ZM68 97H67V98H68ZM75 97H76V96H75ZM84 97H85V96H84ZM88 97H89V96H88ZM88 97H87V100H88ZM92 97H94V95H92ZM99 97H100V96H99ZM105 97H102V98H105ZM165 97H166V96H165ZM179 97H180V96H179ZM183 97H184V96H183ZM196 97H197V95H196ZM202 97H203V96H202ZM227 97H228V96H227ZM244 97H245V96H244ZM5 98H6V97H5ZM28 98H27V100L24 99L25 101H28V102H25V101L23 100L24 103L21 102V99H20V100L17 99V100H19V101L23 104V107H25V106L28 107V106L30 105V104H29V100H30V99L28 100ZM85 98H86V97H85ZM85 98H84V99H85ZM95 98H97V97H95ZM115 98H116V97H115ZM115 98H114V100H115ZM139 98H140V96H139ZM166 98H167V97H166ZM174 98H175V97H174ZM185 98H186V96H185ZM241 98H243V97H241ZM33 99H34V96H33ZM42 99H43V100L46 99V96H45V98H42ZM47 99H49V98H47ZM47 99H46V100H47ZM50 99H51V96H50ZM54 99H55V98H54ZM71 99H72V98H71ZM77 99H78V98H77ZM84 99H83V95H82V100H84ZM106 99H107V98H106ZM106 99H104V100L102 99V100L104 101V102L102 101L103 104H104L106 101H109V102H110V100H106ZM121 99H122V98H121ZM121 99H120V100H121ZM126 99H128V98H126ZM140 99H142V98H140ZM179 99H180V98H179ZM201 99H202V98H201ZM249 99H250V98H249ZM2 100H3V99H1V101H2ZM35 100H36V99H35ZM43 100H40V101L43 102ZM63 100H64V99H63ZM63 100H62V101H63ZM68 100H69V98H68ZM79 100H80V99H79ZM82 100H80L79 102H77V100H74V102H75V104H76V103H80ZM92 100H94V98H93ZM92 100H91V98H90L89 102L91 101V103H93ZM96 100H97V99H96ZM96 100H94V101H95L94 103H96ZM105 100H106V101H105ZM112 100H113V99H112ZM114 100H113V102L111 101V103H109V104L111 105V104L113 103L112 105H116V103H114V102H115ZM116 100H117V99H116ZM118 100H119V99H118ZM120 100H119V102H120ZM123 100H124V99H123ZM144 100H145V98H144ZM144 100H142V102H143ZM148 100H149V99H147V102H148ZM188 100H189V99H188ZM222 100H223V99H222ZM10 101H12V100L10 99ZM14 101H15V100H14ZM30 101H32V100H30ZM40 101H39V102H40ZM56 101H59V100L57 99ZM56 101H54V102H56ZM60 101H61V100H60ZM124 101H125V100H124ZM124 101H123V102H124ZM129 101H131V100H129ZM129 101H128V102H129ZM178 101H179V100H178ZM190 101H191V100H190ZM204 101H205V100H204ZM234 101H235V100H234ZM3 102H4V101H3ZM35 102H36V101H34V102H32V103H35ZM39 102H38V103H39ZM45 102H46V101H45ZM45 102H43V104H45ZM47 102H48V100H47ZM47 102H46V103H47ZM51 102H52V101H51ZM64 102L66 103V101H64ZM70 102H71V103H74V102H72L71 100H69V102H67V105H68ZM83 102H84V101H83ZM85 102H86V101H85ZM100 102H101V101H100ZM121 102H122V100H121ZM131 102H132V101H131ZM133 102H134V101H133ZM133 102H132V103H133ZM191 102H192V101H191ZM8 103H9V102H8ZM8 103H6V99H5V104H8ZM12 103H13V101H12ZM18 103H19V102L15 103L16 105L13 104V106H16V107H17V104H18ZM25 103H26V104H25ZM27 103H28L29 105H28ZM40 103H41V102H40ZM48 103H49V102H48ZM62 103H63V102H62ZM71 103H70V104H71ZM94 103H93V104H94ZM102 103H101V104H102ZM107 103H108V102H106V104H107ZM134 103H135V102H134ZM136 103H137V102H136ZM174 103H175V102H174ZM224 103H225V102H224ZM227 103H228V102H227ZM229 103H230V102H229ZM236 103H237V102H236ZM10 104H11V102H10ZM35 104H37V103H35ZM52 104L54 105L53 102H52ZM57 104H58V102H57ZM59 104H60V103H59ZM75 104H73L74 107L76 106ZM82 104H83V103H81V105H82ZM87 104H88V103H87ZM123 104H124V103H123ZM126 104H127V103H126ZM129 104H130V103H129ZM138 104H139V103H138ZM138 104H137V105H138ZM168 104H169V103H168ZM211 104H212V103H211ZM222 104H223V103H222ZM0 105H1V104H0ZM11 105H12V104H11ZM39 105H42V104H39ZM67 105H66V106H67ZM73 105H72V106H73ZM79 105H80V104H79ZM95 105H96L95 108L91 106V107L94 108V109L90 108V109H92V111L89 110V112H93V110H95V109L97 110V108H100V109L102 108V107H97L99 104H95ZM104 105H105V104H104ZM104 105H103V108H104ZM110 105H107V106H110ZM120 105H122V103H121ZM120 105L118 104V106H120ZM175 105H176V104H174V106H175ZM178 105H179V104H178ZM183 105H184V104H183ZM187 105H188V104H187ZM220 105H221V104H220ZM237 105H238V104H237ZM8 106H10V105H8ZM18 106H19V105H18ZM30 106H31V105H30ZM49 106H51V105H49ZM58 106H59V105H58ZM60 106H61V105H60ZM62 106H63V107H62ZM62 106H61V108H64L65 105L62 104ZM66 106H65V107H66ZM83 106H85V104H84ZM83 106H82V107H83ZM101 106H102V105H101ZM107 106H105V107H107ZM118 106H116V107H118ZM123 106H124V108H123V107H122V108H123V111H124V109H125V107H126L127 105H126V106L123 105ZM181 106H182V104H181ZM19 107H20V106H19ZM35 107H36V106H35ZM51 107H52V109H53V106H51ZM51 107H49V108L51 109ZM77 107L79 108L80 106H77ZM77 107H75L76 110H77ZM87 107H88V106H86V108H84L85 111L88 110ZM111 107H112V106H111ZM111 107H110V108L107 107V108L112 109V111L118 109V108H116V107H115V108H111ZM136 107H137V106H136ZM136 107H135V108H136ZM146 107H147V106H146ZM170 107H171V106H170ZM183 107H184V106H183ZM192 107H193V106H192ZM195 107H196V106H195ZM6 108H7V106H6ZM11 108H12V106H11ZM29 108H32V107H29ZM29 108H28V109H29ZM33 108H34V106H33ZM33 108H32V109H33ZM38 108H39V107H38ZM42 108H43V107H42ZM42 108H39V109H41V113L43 112V114H45L48 110L46 111V109H44V110L46 111V112H45ZM54 108H55V107H54ZM59 108H60V107H59ZM59 108H56L57 110L53 109V112L58 111ZM61 108H60V109H61ZM67 108H68V106H67ZM72 108H73V107H72ZM103 108H102V109H103ZM107 108H106V109H107ZM119 108H120V107H119ZM130 108H131V107H130ZM142 108H143V107H142ZM142 108H141V109H142ZM173 108H174V107H173ZM176 108H177V107H176ZM181 108H182V107H181ZM190 108H191V107H190ZM219 108H220V107H219ZM231 108H232V107H231ZM247 108H248V107H247ZM2 109H3V108H2ZM9 109H10V108H9ZM9 109H8V111H9ZM13 109H14V108H13ZM13 109H12V110H13ZM15 109H16V108H15ZM15 109H14L13 111H15ZM18 109H19V108H17V110H18ZM22 109H23V108L20 107L21 112L18 110L19 112H16V114H17V113H19V114L21 113L20 115L22 116V111L24 112L27 108H25V109H23V110H22ZM32 109H31V112H32V113L29 112V110H28V114L35 115L36 113L34 112V114H33V111H34V110L32 111ZM47 109H48V108H47ZM52 109H51V110H52ZM60 109H59V110H60ZM69 109L71 110V107H69ZM69 109H66V110H67V113H66V111H64V112H65L66 114H68ZM81 109H82V108H80V111H81ZM100 109H98V111H100V112H98V113H101V115L104 114V113H106V109H104V110H105L104 113H102V110H100ZM113 109H114V110H113ZM132 109H133V107L131 108V110H132ZM138 109H139V108H138ZM178 109H179V108H178ZM209 109H210V108H209ZM240 109H241V108H240ZM260 109H261V108H260ZM12 110L10 109V111H12ZM37 110H38V109H37ZM42 110H43V111H42ZM51 110L48 111V114H49V112H50ZM73 110H74V108H73ZM73 110H72V112H73ZM78 110H79V109H78ZM126 110H129V108H127ZM126 110H125V111H126ZM145 110H146V108H145ZM173 110H174V109H173ZM179 110H180V109H179ZM214 110L216 111V108H215ZM218 110H219V109H218ZM238 110H239V109H238ZM3 111H5V110H3ZM6 111H7V110H6ZM85 111L83 110V112H85ZM120 111H121V110H120ZM120 111H119V110H118V111L116 110V112H114V113H117V112H120ZM123 111H121V112H123ZM133 111H135V110H133ZM138 111H139V110H138ZM206 111H207V110H206ZM26 112H27V111H26ZM26 112H25V114H27ZM51 112H52V111H51ZM51 112H50V113H51ZM58 112H59V114L62 113V114L64 115V113L61 112V110L58 111ZM58 112H57V114H58ZM60 112H61V113H60ZM70 112H71V111H70ZM74 112H75V110H74ZM76 112H77V111H76ZM78 112H79V111H78ZM78 112H77V113H78ZM95 112H96V111H95ZM107 112H108V109H107ZM121 112H120V113H121ZM128 112H129V111H128ZM128 112H127V114H128ZM143 112H144V111H143ZM168 112H169V111H168ZM187 112H188V111H187ZM200 112H202V111H200ZM204 112H205V111H204ZM204 112H203V113H204ZM208 112H209V111H208ZM210 112H211V111H210ZM222 112H223V111H222ZM230 112H231V111H230ZM234 112H235V111H234ZM238 112H239V111H238ZM8 113H11V112H8ZM13 113H15V112H13ZM13 113H12V114H13ZM39 113H40V111H39ZM79 113H80V112H79ZM81 113H82V111H81ZM108 113H109V112H108ZM135 113H136V112H135ZM138 113H139V112H138ZM182 113H183V110H182ZM184 113H185V112H184ZM206 113H207V112H206ZM217 113H218V112H217ZM236 113H237V112H236ZM248 113H249V112H248ZM250 113H251V112H250ZM0 114H1V113H0ZM4 114H5V113H4ZM16 114H14V115H12V116H15ZM53 114H54V113H53ZM53 114H49L50 116H46V117H50V119H51V115L53 116ZM55 114H56V113H55ZM55 114H54V115H55ZM59 114H58V116L60 117ZM62 114H61V116H62ZM66 114H65V117H63V119H60V121L63 122V123H64V120H65L64 118H67L68 115H71V113H70V114H68L67 117H66ZM95 114H96V113H95ZM132 114H133V113H132ZM140 114H141V113H140ZM158 114H159V113H158ZM166 114H167V113H166ZM169 114H170V112H169ZM215 114H216V113H215ZM5 115H7V113H6ZM5 115H3V116H5ZM20 115H19V117H20ZM23 115H24V113H23ZM41 115H42V114H41ZM75 115H76V114H75ZM86 115H87V111H86ZM88 115L90 116L91 114L88 113ZM88 115H87V117H88ZM98 115H99V114H98ZM110 115H111V114H110ZM120 115L122 116V113H121ZM128 115L131 117L130 114H128ZM133 115H134V114H133ZM133 115H132V116H133ZM177 115H178V114H177ZM179 115H180V114H179ZM185 115H186V114H185ZM189 115H190V114H189ZM237 115H238V114H237ZM7 116H9V115H7ZM7 116H6V117H7ZM10 116H11V115H10ZM30 116H31V115H30ZM36 116H37V114H36ZM36 116H34V117L32 116V117L35 118ZM38 116H39V114H38ZM44 116H45V115H44ZM44 116H43V117H44ZM56 116H57V115H56ZM73 116H74V114H73ZM78 116H80V114H79ZM78 116H75V117H78ZM81 116H84V118H85V113H84L83 115L81 114ZM81 116H80V117H81ZM99 116H100V115H99ZM103 116H104V115H103ZM106 116H107V115H106ZM108 116H109V115H108ZM117 116H118V115H117ZM123 116H124V114H123ZM141 116H142V115H141ZM183 116H184V115H183ZM201 116H202V115H201ZM0 117H1V118H5V117H2V115H1ZM16 117H18V116L16 115ZM39 117H40V116H39ZM59 117H58V118H59ZM135 117H136V116L134 115V118H135ZM148 117H149V116H148ZM186 117H187V116H186ZM202 117H203V116H202ZM213 117H214V116H213ZM252 117H253V116H252ZM254 117H255V116H254ZM1 118H0V119H1ZM13 118H15V117H13ZM13 118H12V120H13ZM21 118H22V117H21ZM27 118H31V117L28 116ZM33 118H32V119H33ZM40 118H41V117H40ZM40 118H37L38 121H39V120L41 121ZM54 118H55V117H54ZM54 118H53V119H54ZM70 118H71V117H70ZM72 118H73V117H72ZM72 118H71V119H72ZM81 118H83V117H81ZM84 118H83L82 121H84ZM118 118H119V117H118ZM143 118H144V117H143ZM149 118H150V117H149ZM149 118H148V119H149ZM151 118H152V117H151ZM173 118H174V117H173ZM189 118H191V117H189ZM216 118H217V117H216ZM238 118H239V117H238ZM5 119H6V118H5ZM9 119H10V117H9ZM9 119H8V120H9ZM17 119L20 121L19 118H17ZM22 119H23V118H22ZM32 119H31V122L34 121V120H32ZM35 119H36V118H35ZM37 119H36V120H37ZM45 119H47V118H45ZM73 119H74V118H73ZM73 119H72V120H73ZM77 119H78V118H77ZM79 119H80V118H79ZM138 119H140V115H139V118H138ZM177 119H178V118H177ZM195 119H196V118H195ZM202 119H203V118H202ZM209 119H210V118H209ZM212 119H213V118H212ZM235 119H236V118H235ZM247 119H248V118H247ZM1 120H2V119H1ZM6 120H7V119H6ZM6 120H5V121H6ZM14 120H16V119H14ZM26 120H27V119H26ZM28 120H29V122H30V119H28ZM48 120H49V119H48ZM67 120L69 121V117L67 118ZM97 120H98V119H97ZM151 120H152V119H151ZM153 120H154V118H153ZM10 121H11V120H10ZM19 121H18V122H19ZM42 121H44V120H42ZM45 121H46V120H45ZM45 121H44V123H43L44 126H45ZM51 121H52V119H51ZM65 121H66V120H65ZM68 121H67L66 124H68ZM134 121H135V120H134ZM138 121H141V120H138ZM213 121H214V120H213ZM219 121H220V120H219ZM2 122H3V121H2ZM2 122H1V124H2ZM23 122H24V119H23ZM26 122H27V121H25V124H27V126H28L29 124H31V126H32V124H35L34 126H36V124H37V123H35V121L32 122V123H29V122L26 123ZM57 122H59V121H57ZM61 122H60L59 124L62 126ZM71 122H72V121H71ZM132 122H133V119H132ZM135 122H136V121H135ZM141 122L143 123V121H141ZM154 122H155V121H154ZM220 122H221V121H220ZM223 122H224V120H223ZM248 122H249V121H248ZM8 123H9V122H6V123L4 122V124H6V125H7ZM19 123H20V126H21V123H22V122L20 121ZM73 123H74V122H73ZM136 123H137V122H136ZM225 123H226V122H225ZM236 123H237V121H236ZM4 124H3V125H4ZM12 124H16V126H19V124L17 125V122H16V123L12 122ZM22 124H23V123H22ZM39 124H40V123H39ZM48 124H51V123L49 122ZM56 124H58V123H56ZM56 124H55V125H56ZM132 124H133V123H132ZM139 124H140V123H139ZM163 124H164V123H163ZM213 124H214V123H213ZM23 125H24V124H23ZM60 125H59V128H60ZM127 125H128V124H127ZM133 125H134V124H133ZM187 125H188V124H187ZM248 125H249V124H248ZM4 126H5V125H4ZM4 126H3V128H4ZM12 126H14V128L16 129L15 125H12ZM12 126H11V127H12ZM34 126H33V127H34ZM52 126H54V124H52ZM165 126H166V125H165ZM230 126H231V125H230ZM251 126H252V125H251ZM9 127H10V126H9ZM9 127H8V128H9ZM83 127H84V126H83ZM150 127H151V126H150ZM197 127H198V126H197ZM199 127H200V126H199ZM237 127H238V126H237ZM5 128H6V130H7V126H6ZM17 128H18V127H17ZM21 128H23V127L21 126ZM27 128H28V127H27ZM29 128H30V125H29ZM41 128H42V127H41ZM48 128H49V127H48ZM48 128H47V129H48ZM139 128H140V126H139ZM195 128H196V127H195ZM208 128H209V127H208ZM231 128H232V127H231ZM256 128H257V126H256ZM0 129H1V128H0ZM15 129H14V130H15ZM18 129H19V128H18ZM34 129H35V128H34ZM55 129H56V127H55ZM57 129H58V128H57ZM57 129H56V130H57ZM123 129H124V128H123ZM157 129H158V128H156V130H157ZM3 130H5V129H3ZM9 130H10V128H9ZM23 130H24V129H23ZM28 130H29V129H28ZM53 130H54V129H53ZM53 130H52V128H51L50 133H51V132L53 133ZM149 130H150V129H149ZM197 130H198V129H197ZM10 131H11V130H10ZM12 131H13V127H12ZM16 131H17V130H16ZM25 131H26V130H25ZM25 131H24V132H25ZM29 131H30V130H29ZM29 131H28V132H29ZM31 131H32V130H31ZM31 131H30V132H31ZM38 131H39V130H38ZM40 131H41L40 134H42V133L44 132V129H43V130H40ZM46 131H47V133H48V130H46ZM139 131H140V130H139ZM139 131H137V132H139ZM0 132H1V130H0ZM4 132H5V131H4ZM6 132H7V131H6ZM30 132H29V133H30ZM35 132H37L36 130L34 131V134L37 135V133H35ZM88 132H89V131H88ZM232 132H233V131H232ZM15 133H16V132H15ZM18 133H21V131L19 130ZM25 133H26V134L28 135V137H29V134L27 133V131H26ZM32 133H33V132H32ZM38 133H39V132H38ZM44 133H45V132H44ZM54 133H55V132H54ZM54 133H53V134H54ZM56 133L58 134L57 131H56ZM56 133H55V134H56ZM134 133H136V131H135ZM157 133H158V131H157ZM222 133H223V132H222ZM254 133H255V132H254ZM5 134H6V133H5ZM8 134H10L9 131H8ZM12 134H13V133L11 132V135H12ZM16 134H17V133H16ZM23 134H24V133H23ZM34 134H32V135L30 134V136H33ZM83 134H84V133H83ZM129 134H130V133H129ZM129 134H125V135L127 136V135H129ZM159 134H160V133H159ZM220 134H221V133H220ZM2 135H3V139H4V137H6V139H7L8 136H4V133H3ZM6 135H7V134H6ZM17 135H18V134H17ZM19 135H20V134H19ZM19 135H18V137H19ZM27 135H26V136H27ZM36 135H34V137H36ZM38 135H39V134H38ZM131 135H132V134H131ZM134 135H135V134H134ZM139 135H140V134H139ZM141 135H142V133H141ZM15 136H16V135H15ZM24 136H25V135H24ZM26 136H25V137H26ZM51 136H52V134H51ZM93 136H95V135H93ZM136 136H137V135H136ZM146 136H147V135H146ZM197 136H198V134H197ZM215 136H216V135H215ZM225 136H226V135H225ZM236 136L238 137V135H236ZM1 137H2V136H1ZM9 137H10V135H9ZM13 137H14V134H13ZM18 137H17V138H18ZM34 137H30V139H28L29 142H30V141L32 140V138H34ZM38 137L41 138V137H43V135H39ZM44 137H45V136H44ZM55 137H57V136L55 135L54 138H55ZM168 137H169V136H168ZM203 137H204V136H203ZM245 137H246V136H245ZM11 138H12V137H11ZM17 138H15V139H17ZM22 138H24V137H21V135H20V139H21L22 144H23V139H22ZM36 138H37V137H36ZM46 138H49V135H48V137L46 136L45 139H46ZM143 138H144V135H143ZM185 138H186V137H185ZM190 138H191V137H190ZM201 138H202V137H201ZM205 138H207V137H205ZM243 138H244V137H243ZM6 139H5V140H6ZM15 139H14V140H15ZM25 139H26V138H25ZM25 139H24V141H25ZM41 139L44 140V138H41ZM41 139H38V141L40 142ZM49 139H51V138H49ZM55 139H56V138H55ZM133 139H134V138H133ZM135 139H136V138H135ZM166 139H167V138H166ZM0 140H2V138H1ZM5 140H4V142H6ZM10 140L12 141L13 139H10ZM28 140H26L25 142L27 143ZM47 140H48V139H47ZM58 140H59V138H58ZM213 140H214V139H213ZM245 140H246V139H245ZM250 140H251V139H250ZM7 141H9V140H7ZM15 141H16V140H15ZM41 141H42V140H41ZM45 141H46V140H45ZM55 141H56V140H55ZM71 141H73V140H71ZM96 141H97V140H96ZM2 142H3V141H2ZM4 142H3V143H4ZM31 142H34V143H35V144L33 143L34 145H30L31 147L29 146L31 149H33L34 146H39L38 143L36 144L37 141L35 142V140H34V141H31ZM31 142H30V144H32ZM47 142H48V141H47ZM49 142H52V141H49ZM57 142H58V144H59L61 141H60V142L57 141ZM194 142H195V141H194ZM217 142H218V141H217ZM232 142H233V141H232ZM0 143H1V141H0ZM15 143H16V142H14L13 145H14ZM17 143H19L20 145H22V144L20 143L19 140H18ZM42 143H43V141H42ZM55 143H56V142H55ZM68 143H69V142H68ZM76 143H77V142H76ZM76 143H75V144H76ZM201 143H203V142H201ZM222 143H223V142H222ZM8 144H9V143H8ZM8 144L5 143V145H7V146H8ZM10 144H11V143H10ZM10 144H9V146H10ZM44 144H45V143H44ZM48 144H49V143H48ZM51 144H52V143H51ZM53 144H54V142H53ZM58 144H57V145H58ZM60 144H61V143H60ZM72 144H73V143H72ZM72 144H71V145H72ZM204 144H205V143H204ZM3 145H4V144H3ZM66 145H68V144H66ZM71 145H69V148L71 147ZM73 145H74V144H73ZM191 145H192V144H191ZM202 145H203V144H202ZM209 145H210V144H209ZM209 145H208V146H209ZM214 145H215V143H214ZM214 145H213V146H214ZM0 146H1V145H0ZM16 146H17V145H16ZM16 146L14 145V147H16ZM24 146H26V144H25ZM32 146H33V147H32ZM44 146H45V145H44ZM54 146H56V145H54ZM59 146H60V145H59ZM62 146L66 147V149H68V147L64 145V142H63V145H62ZM187 146H188V145H187ZM3 147H4V146H3ZM10 147H11V146H10ZM10 147H9V149H11V150H9V149L7 148V149H8V152H10V151L13 152V151H12V147H11V148H10ZM29 147H28V149H29ZM41 147H42V145H41ZM64 147H63V148H64ZM78 147H79V146H78ZM170 147H171V146H170ZM201 147H202V146H201ZM221 147H222V146H221ZM221 147L219 148L220 151H222V150H221ZM4 148H5V147H4ZM16 148L20 149V146H19V147H16ZM16 148H15V149H16ZM39 148H40V147H39ZM53 148L55 149V147H53ZM59 148H60V147H59ZM59 148L57 149V147H56V149H57V150H56L57 154L54 155L53 157H57L59 153H61V155L63 154L62 151L58 153ZM63 148H61L60 150H62ZM79 148H80V147H79ZM150 148H151V147H150ZM160 148H161V147H160ZM164 148H165V147H164ZM197 148H198V147H197ZM199 148H200V147H199ZM202 148H203V147H202ZM202 148H201V149H202ZM216 148H217V146H216ZM235 148H236V147H235ZM1 149H3L2 146H1ZM1 149H0V150H1ZM7 149H4V150H7ZM23 149L25 150V148H24L23 145H22V152H23ZM28 149L26 148L25 151H27ZM31 149H30V151H31ZM201 149H200V150H201ZM205 149H206V148H205ZM233 149H234V148H233ZM13 150H14V149H13ZM38 150H39V149H38ZM44 150H45V147H44ZM44 150H43V151H44ZM60 150H59V151H60ZM69 150H70V149H69ZM152 150H153V149H152ZM163 150H164V149H163ZM177 150H178V149H177ZM223 150H225V149L223 148ZM228 150H229V149H228ZM34 151H35V149H34ZM43 151H41V152H43ZM45 151H46V150H45ZM63 151H64V155H62V156H64V157L66 158V155H65V154H67V151H65V150H63ZM203 151H204V150H203ZM220 151H219V152H220ZM243 151H244V150H243ZM0 152H2V151H0ZM3 152H4V151H3ZM5 152H6V151H5ZM8 152H7V153H8ZM14 152H17V150L14 151ZM27 152H29V151H27ZM31 152H32V151H31ZM39 152H40V150H39ZM207 152H208V151H207ZM214 152H215V151H214ZM216 152H218V151L216 150ZM216 152H215V153H216ZM248 152H249V151H248ZM248 152H247V153H248ZM7 153H5V154L2 153V154H3V155H6ZM35 153H36V151H35ZM35 153H34V154H35ZM37 153H38V152H37ZM153 153H154V152H153ZM179 153H180V152H179ZM210 153H211V152H210ZM232 153H233V151H232ZM2 154L0 153L1 156H3ZM19 154H21V151L19 152ZM22 154H24V152H23ZM29 154H30V152H29ZM31 154H32V153H31ZM34 154H33V156H34ZM44 154H45V152H44ZM44 154H43V155H44ZM47 154L50 155L49 153H47ZM47 154H46V155H47ZM191 154H192V153H191ZM191 154H190V156H188V158L191 157V156L193 155V154H192V155H191ZM195 154H196V153H195ZM9 155H10V154H8V156H9ZM11 155H16V154L12 153ZM17 155H18V154H17ZM17 155H16V156H17ZM24 155H26L27 157H31V155L28 156V154H24ZM46 155H45V156H46ZM48 155H47V156H48ZM68 155L70 156V152H68ZM154 155H155V154H154ZM156 155H157V154H156ZM204 155H206V154H204ZM215 155L217 156V154H215ZM219 155H220V154H219ZM221 155H222V154H221ZM1 156H0V159H3V161H4V158H2ZM26 156H25V157H26ZM40 156H41V155H40ZM59 156H60V154H59ZM62 156L57 157V158H61ZM148 156H149V155H148ZM172 156H173V155H172ZM235 156H236V155H235ZM18 157H22V156H21V155H20V156L18 155ZM38 157H39V156H38ZM38 157L35 156V158H37V159H38ZM64 157H63V158H64ZM209 157H210V156H209ZM221 157H224V156H221ZM5 158H6V157H5ZM14 158H16L15 160H17V157H14ZM48 158H52V155H50ZM150 158L152 159V157H150ZM164 158H165V157H164ZM216 158H217V157H216ZM231 158H232V157H231ZM6 159L9 160L10 157H9V158L7 157ZM6 159H5V160H6ZM29 159H30V158H29ZM31 159H33V158H31ZM40 159H41V158H40ZM53 159H54V158H53ZM53 159H49V161H51V160H53ZM145 159H146V158H145ZM213 159L215 160V157H214ZM11 160H12V162H13L14 159H11ZM11 160H9V161L11 162ZM18 160H19V159H18ZM20 160H21V159H20ZM34 160H35V163H36L37 165L33 162V160H32V161L29 160V161L33 162L36 166H38L39 164H41L40 161L38 162V163H39V164H38V163L36 162V159H34ZM55 160H56V158H55ZM75 160H76V159H75ZM83 160H84V159H83ZM143 160H144V159H143ZM167 160H168V158H167ZM240 160H241V159H240ZM9 161H7V162L9 163ZM71 161H72V160H71ZM131 161H132V160H131ZM145 161H146V160H145ZM150 161H151V160H150ZM157 161H158V160H157ZM200 161H201V160H200ZM228 161H229V160H228ZM1 162H2V161H1ZM1 162H0V163H1ZM4 162H5V161H4ZM18 162H19V161H17L16 163H18ZM25 162H26V161H25ZM25 162L23 163L24 165H25ZM27 162H28V161H27ZM44 162H45V161H44ZM54 162H55V161H54ZM56 162L58 163L59 161H56ZM161 162H162V161H161ZM220 162H221V161H220ZM220 162H219V163H220ZM8 163H6V164H8ZM13 163H14V165H15V161H14ZM29 163H30V162H29ZM33 163H32V165L34 166ZM130 163H131V162H130ZM144 163H145V162H144ZM191 163H192V162H191ZM19 164H20V163H19ZM19 164H18L17 166H19ZM21 164H22V163H21ZM27 164H28V163H26V165H27ZM145 164H146V163H145ZM155 164H156V163H155ZM192 164H193V163H192ZM192 164H191V165H192ZM2 165H3V163H2ZM2 165H0V166H2ZM10 165H12V164H10ZM14 165H12V169H13V166H14ZM24 165H23V167H22V166H21V167L24 168V167L26 166V165H25V166H24ZM30 165H31V164H30ZM32 165H31V167H32ZM53 165H55L54 167L56 168V165H57V164H54V163H53ZM61 165H63V164H61ZM130 165H131V164H130ZM162 165H164V164H162ZM205 165H206V164H205ZM205 165H204V166H205ZM212 165H213V164H212ZM4 166L6 167V165H4ZM27 166H28V165H27ZM51 166H52V165H51ZM67 166H68V163H67ZM131 166H132V165H131ZM155 166H156V165H155ZM222 166H223V165H222ZM7 167H8V165H7ZM52 167H53V166H52ZM52 167H51V168H52ZM171 167H172V166H171ZM202 167H203V166H202ZM216 167H217V166H216ZM220 167H221V166H220ZM9 168H11V167L9 166ZM9 168H8V169H9ZM38 168H40V166H39ZM69 168H70V167H69ZM243 168H246V167H243ZM19 169H20V167H19ZM32 169H33V171H34V170L36 171V168H35V169L32 168ZM140 169H141V168H140ZM192 169L194 170V168H192ZM234 169H235V168H234ZM1 170H2V167H1ZM17 170H18V168L16 169V167H15V171H17ZM22 170H23V169H22ZM22 170H21V171H22ZM29 170H31V169H29ZM49 170H50V169H49ZM53 170H54V169H52V170L50 171V173H51V172L54 173ZM55 170H56V169H55ZM150 170H151V169H150ZM227 170H228V169H227ZM230 170H231V169H230ZM10 171H11V170H10ZM10 171L8 170L7 173L10 174ZM21 171H20V172H21ZM27 171H28V170H27ZM40 171H41V169H40ZM40 171H39V172H40ZM56 171H58V170H56ZM104 171H105V170H104ZM153 171H154V170H153ZM181 171H182V170H181ZM197 171H198V170H197ZM197 171H195V172H197ZM221 171H222V169H221ZM0 172H1V171H0ZM13 172H14V171H13ZM18 172H19V170H18ZM39 172H38V170L36 171V173H38V174H39ZM47 172H48V171H47ZM193 172H194V171H193ZM25 173H26V172H25ZM34 173H35V172H34ZM48 173H49V172H48ZM55 173H56V172H55ZM57 173H59V172H57ZM57 173H56V174H57ZM155 173H156V172H155ZM211 173H212V172H211ZM213 173H214V172H213ZM245 173H246V171H245ZM12 174H13V173H12ZM14 174H15V172H14ZM16 174H17V173H16ZM40 174H41V173H40ZM145 174H146V173L144 172V175H145ZM150 174H151V173L149 172V175H150ZM179 174H180V173H179ZM198 174H199V173H198ZM226 174H227V173H226ZM240 174H241V173H240ZM5 175H6V174H5ZM7 175H8V174H7ZM17 175H18V174H17ZM17 175H16V176H17ZM31 175H32V174H31ZM49 175H50V174H49ZM58 175H59V174H58ZM149 175L146 174V176H149ZM152 175H154V174H152ZM156 175H157V174H156ZM158 175H159V174H158ZM176 175H177V174H176ZM185 175H186V174H185ZM216 175H217V172H216ZM50 176H51V175H50ZM50 176H48V177H50ZM53 176H56V175L53 174ZM137 176H138V175H137ZM146 176H145V177H146ZM150 176H151V175H150ZM0 177H1V176H0ZM6 177L9 178V176H6ZM13 177L15 178V175H14V176L12 175V178H13ZM34 177H35V176H34ZM151 177H152V176H151ZM155 177H156V176H155ZM155 177H154V178H155ZM176 177H177V176H176ZM186 177H187V176H186ZM232 177H233V175H232ZM238 177H239V176H238ZM249 177H250V176H249ZM10 178H11V177H10ZM10 178H9V179H10ZM31 178H32V177H31ZM37 178L39 179V177H37ZM40 178H41V177H40ZM205 178H206V177H205ZM225 178H226V177H225ZM3 179H5V178H2V181H3ZM72 179H73V178H72ZM86 179H87V178H86ZM147 179H149V178L147 177ZM228 179H229V178H228ZM15 180H16V179H15ZM32 180H33V179H32ZM34 180H35V179H34ZM87 180H88V179H87ZM153 180H154V179H153ZM155 180H156V179H155ZM220 180H221V179H220ZM7 181H9V180L7 179ZM7 181H6V182H7ZM55 181H56V180H55ZM57 181H58V180H57ZM74 181H75V180H74ZM149 181H150V180H149ZM184 181H185V180H184ZM257 181H258V180H257ZM3 182H4V181H3ZM6 182H4V183H6ZM14 182H15V181H12L11 184L14 183ZM77 182H78V181H77ZM77 182H76V183H77ZM147 182H148V181H147ZM168 182H169V181H168ZM193 182H194V181H193ZM217 182H218V181H217ZM8 183H10V182H7V184H8ZM59 183H60V182H59ZM70 183H71V182H70ZM73 183H75V182H73ZM157 183H158V182H157ZM157 183H156V184H157ZM198 183H199V182H198ZM227 183H228V182H227ZM7 184H6V185H7ZM36 184H37V183H36ZM85 184H87V183H85ZM0 185H1V183H0ZM72 185H73V184H72ZM149 185H150V184H149ZM160 185H161V184H160ZM260 185H261V184H260ZM3 186H5V184H3ZM8 186H10V185L8 184ZM12 186H13V185H12ZM179 186H180V184H179ZM196 186H197V185H196ZM144 187H145V186H144ZM158 187H159V186H158ZM199 187H200V185H199ZM1 188H2V187H1ZM1 188H0V189H1ZM4 188H5V187H4ZM7 188H8V187H7ZM7 188H6V189H7ZM160 188H161V187H160ZM190 188H191V187H190ZM201 188H202V187H201ZM227 189H228V188H227ZM1 190H4V189H1ZM142 190H143V189H142ZM153 190H154V189H153ZM199 190H200V189H199ZM202 190H203V189H202ZM207 190H208V189H207ZM136 191H137V190H136ZM159 191H160V190H159ZM187 191H188V190H187ZM216 191H217V190H216ZM226 191H227V190H226ZM0 192H1V191H0ZM5 192H6V191H5ZM5 192H4V193H5ZM8 192H9V191L7 190L6 193L8 194ZM147 192H148V191H147ZM150 192H151V191H150ZM167 192H168V191H167ZM1 193H3V192H1ZM4 193H3V194H4ZM137 193H138V192H137ZM151 193H152V192H151ZM179 193H180V192H179ZM215 193H216V192H215ZM160 194H161V193H160ZM201 194H202V193H201ZM30 195H31V194H30ZM147 195H148V194H147ZM156 195H157V194H156ZM191 195H193V194H191ZM4 196H5V195H4ZM4 196H3V197H4ZM80 196H81V195H80ZM157 196H158V195H157ZM166 196H167V193H166ZM174 196H175V194H174ZM205 196H206V195H205ZM0 197H1V196H0ZM150 197H151V196H150ZM153 197H154V196H153ZM183 197H184V196H183ZM168 198H169V197H168ZM193 198H195V197H193ZM166 199H167V198H166ZM174 199H175V198H174ZM178 199H179V198H178ZM191 199H192V198H191ZM47 200H48V199H47ZM79 200H80V198H79ZM142 200H143V199H142ZM179 200H180V199H179ZM181 200H182V199H181ZM194 200H195V199H194ZM226 200H227V199H226ZM44 201H45V199H44ZM144 201H145V200H144ZM144 201H143V202H144ZM162 201H163V200H162ZM167 201H168V200H167ZM167 201L165 200V202H167ZM169 201H170V200H169ZM171 201H172V200H171ZM192 201H193V200H192ZM192 201H190V202H192ZM197 201H198V200H197ZM139 202H140V201H139ZM156 202H157V201H156ZM81 203H82V202H81ZM98 203H99V202H98ZM169 203H170V202H169ZM169 203L167 202V204H169ZM194 203H195V202H194ZM57 204H58V203H57ZM59 204H60V203H59ZM162 204H163V203H162ZM173 204H174V203H173ZM183 204H184V203H183ZM190 204H191V203H190ZM192 204H193V203H192ZM192 204H191V206H192ZM199 204H200V203H199ZM203 204H204V202H203ZM1 205H2V204H1ZM142 205H143V204H142ZM149 205H150V204H149ZM164 205H166V204H164ZM170 205H171V203H170ZM256 205H257V204H256ZM90 206H91V205H90ZM146 206H147V205H146ZM183 206H184V205H183ZM194 206H195V205H193V207H194ZM29 207H30V206H29ZM52 207H53V206H52ZM99 207H100V206H99ZM143 207H144V206H143ZM160 207H161V206H160ZM162 207H163V206H162ZM178 207H179V206H178ZM184 207H185V206H184ZM193 207H192V208H193ZM205 207H206V203H205ZM62 208H63V207H62ZM157 208H158V207H157ZM192 208H191V211H192ZM202 208H203V207H202ZM202 208H201V209H202ZM213 208H214V207H213ZM26 209H28V208H26ZM26 209H25V210H26ZM29 209H30V208H29ZM65 209H66V208H65ZM130 209H132V208H130ZM205 209H206V208H205ZM132 210H133V209H132ZM153 210H154V209H153ZM173 210H174V209H173ZM133 211H134V210H133ZM25 212H26V211H25ZM122 212H123V211H122ZM146 212H147V211H146ZM176 212H177V210H176ZM189 212H190V211H189ZM197 212H198V211H197ZM258 212H259V211H258ZM2 213H3V212H2ZM148 213H149V212H148ZM153 213H154V212H153ZM155 213H156V212H155ZM168 213L170 214V212H168ZM254 213H255V212H254ZM259 213H260V212H259ZM121 214H122V213H121ZM204 214H205V213H204ZM209 214H210V213H209ZM226 214H227V213H226ZM249 214H250V213H249ZM260 214H261V213H260ZM46 215H47V214H46ZM57 215H58V214H57ZM80 215H81V214H80ZM164 215H165V214H164ZM175 215H176V214H175ZM185 215H186V213H185ZM222 215H225V214H222ZM29 216H30V215H29ZM40 216H41V215H40ZM48 216H49V215H48ZM52 216H53V215H52ZM62 216H63V215H62ZM120 216H122V215H120ZM218 216H219V215H218ZM237 216H238V214H237ZM248 216H251V215H248ZM14 217H15V216H14ZM57 217H58V216H57ZM82 217H83V216H82ZM147 217H148V216H147ZM150 217H152V216H150ZM156 217H157V216H156ZM192 217H193V215H192ZM1 218H3V217H1ZM23 218H24V217H23ZM41 218H42V217H41ZM59 218H60V217H59ZM61 218H63V217H61ZM64 218H66V217H64ZM127 218H128V217H127ZM166 218H167V217H166ZM171 218H172V217H171ZM224 218H225V217H224ZM242 218H243V217H242ZM255 218H256V217H255ZM257 218H258V217H257ZM11 219H12V218H11ZM67 219H68V218H67ZM85 219H86V218H85ZM87 219H88V218H87ZM183 219H184V218H183ZM192 219H193V218H192ZM243 219H244V218H243ZM14 220H15V219H14ZM14 220H13V221H14ZM31 220H32V219H31ZM40 220H41V219H40ZM120 220H121V219H120ZM156 220H157V219H156ZM160 220H161V219H160ZM193 220H194V219H193ZM204 220H205V219H204ZM240 220H241L242 223H243V221H244L245 219H244V220L240 219ZM249 220H250V219H249ZM249 220H248V221H249ZM262 220H263V218H262ZM19 221H20V220H19ZM25 221H26V220H25ZM44 221H45V219H44ZM172 221H173V220H172ZM172 221H171V222H172ZM181 221H182V220H181ZM190 221H192V220H190ZM195 221H196V220H195ZM211 221H212V220H211ZM255 221H256V220H255ZM27 222H28V221H27ZM36 222H38V220H37ZM46 222H47V221H46ZM46 222H45V224H46ZM68 222H69V220H68ZM143 222H144V221H143ZM150 222H151V221H150ZM161 222H162V221H161ZM168 222H169V221H168ZM250 222H251V221H250ZM258 222H259V221H258ZM39 223H41V222H39ZM39 223H37V224H39ZM66 223H67V222H66ZM162 223H163V222H162ZM10 224H11V223H10ZM148 224H149V223H148ZM150 224H151V223H150ZM154 224H156V223H154ZM228 224H229V222H228ZM240 224H241V223H240ZM246 224H247V223H246ZM249 224H250V223H249ZM30 225H31V224H30ZM34 225H35V224H34ZM158 225H159V224H158ZM160 225H161V224H160ZM180 225H181V224H180ZM200 225H201V224H200ZM209 225H210V224H209ZM250 225H251V224H250ZM40 226H41V225H40ZM42 226H43V225H42ZM67 226H68V225H67ZM69 226H70V225H69ZM143 226H144V225H143ZM143 226H142V227H143ZM172 226H173V225H172ZM187 226H188V225H187ZM194 226H195V224H194ZM224 226H225V225H224ZM230 226H231V225H230ZM234 226H235V225H234ZM245 226H246V225H245ZM147 227H148V226H147ZM179 227H180V226H179ZM211 227H212V226H211ZM237 227H238V226H237ZM255 227H257V226L255 225ZM260 227H261V226H260ZM65 228H66V227H65ZM145 228H146V227H145ZM159 228H160V226H159ZM169 228H170V226H169ZM197 228H198V227H197ZM215 228H216V227H215ZM52 229H53V228H52ZM59 229H60V228H59ZM177 229H178V228H177ZM195 229H196V227H195ZM209 229H210V228H209ZM240 229H241V226H240ZM245 229H246V227H245ZM248 229H249V228H248ZM30 230H31V229H30ZM154 230H155V229H154ZM154 230H153V231H154ZM156 230H157V228H156ZM163 230H164V229H163ZM169 230H170V229H169ZM179 230H180V229H179ZM210 230H211V229H210ZM255 230H256V229H255ZM258 230H259V229H258ZM137 231H138V230H137ZM142 231H143V230H142ZM148 231L150 232L149 229H148ZM167 231H168V230H167ZM235 231H237V229H236ZM112 232H113V231H112ZM133 232L135 233V231H133ZM169 232H170V231H169ZM197 232H198V231H197ZM211 232H213V231L211 230ZM214 232H215V231H214ZM227 232H228V231H227ZM253 232H254V231H253ZM260 232H261V231H260ZM96 233H97V232H96ZM136 233H137V232H136ZM153 233H154V232H152V234H153ZM155 233H156V232H155ZM157 233H158V231H157ZM195 233H196V232H195ZM12 234H13V233H12ZM16 234H17V233H16ZM57 234H58V233H57ZM171 234H172V232H171ZM209 234H210V233H209ZM250 234H251V233H250ZM78 235H79V234H78ZM135 235H136V234H135ZM138 235H139V234H138ZM149 235H150V234H149ZM157 235H159V234H157ZM181 235H182V234H181ZM181 235H180V236H181ZM194 235H195V234H194ZM212 235H213V234H212ZM228 235H229V234H228ZM259 235H260V234H259ZM27 236H28V235H27ZM68 236H69V235H68ZM70 236H73V235H70ZM70 236H69V239H72ZM76 236H77V235H76ZM150 236H151V235H150ZM154 236H156V235L154 234ZM163 236H164V235H163ZM180 236H179V237H180ZM203 236H204V235H203ZM223 236H224V235H223ZM10 237H11V236H10ZM32 237H33V236H32ZM64 237L66 238V236H64ZM74 237H75V236H74ZM160 237H161V236H160ZM172 237H173V236H172ZM183 237H184V236H183ZM193 237H194V236H193ZM211 237H212V236H211ZM236 237H237V236H236ZM243 237H244V236H243ZM251 237H252V236H251ZM253 237H254V236H253ZM261 237H262V236H261ZM25 238H27V237H25ZM30 238H31V235H30ZM33 238H34V237H33ZM60 238H61V237H60ZM60 238H59V239H60ZM67 238H68V237H67ZM89 238H90V237H89ZM140 238H142V237H140ZM152 238H153V237H152ZM198 238H199V237H198ZM202 238H204V237H202ZM213 238H214V237H213ZM9 239H10V238H9ZM23 239H24V238H23ZM149 239H150V238H149ZM155 239H156V238H155ZM179 239H180V238H179ZM194 239H195V238H194ZM200 239H201V238H200ZM209 239H210V238H209ZM241 239H242V238H241ZM248 239H249V238H248ZM251 239H252V238H251ZM253 239H254V238H253ZM18 240H19V239H18ZM18 240H17V242H18ZM25 240H27V239H25ZM34 240H36V239H34ZM224 240H225V239H224ZM230 240H231V239H230ZM230 240H229V241H230ZM254 240H255V239H254ZM257 240H258V239H257ZM65 241H66V240H65ZM67 241H69V240H67ZM70 241H74V240H70ZM78 241H79V240H78ZM80 241H81V240H80ZM162 241H163V240H162ZM177 241H178V240H177ZM194 241H195V240H194ZM197 241H198V239H197ZM207 241H208V240H207ZM207 241L205 240V242H207ZM221 241H222V239H221ZM232 241H233V240H232ZM245 241H246V240H245ZM57 242H58V241H57ZM63 242H64V241H63ZM86 242H87V241H86ZM125 242H126V241H125ZM140 242H141V240H140ZM187 242H188V241H187ZM246 242H247V241H246ZM70 243H71V242H70ZM70 243H69V246H70ZM75 243H76V241H75ZM78 243H79V242H78ZM115 243H116V242H115ZM176 243H177V242H176ZM184 243H185V241H184ZM197 243H199V242H197ZM255 243H256V242H255ZM13 244H14V242H13ZM30 244H31V240H30ZM34 244H35V243H34ZM34 244H31V245H34ZM65 244H67V243H65ZM73 244H74V243H73ZM164 244H165V243H164ZM178 244H179V243H178ZM210 244H211V243H210ZM248 244H249V243H248ZM26 245L28 246V244H26ZM31 245H30V246H31ZM53 245H54V244H53ZM76 245H77V244H76ZM78 245H79V244H78ZM80 245H82V243H81ZM83 245H84V244H83ZM131 245H132V243H131ZM158 245H159V244H158ZM182 245H183V244H182ZM198 245H199V244H198ZM200 245H201V242H200ZM216 245H217V244H216ZM237 245H238V244H237ZM246 245H247V244H246ZM253 245H254V244H253ZM58 246H59V245H58ZM106 246H107V245H106ZM112 246H114V245H112ZM161 246H162V245H161ZM180 246H181V245H180ZM191 246H193V245H189L188 248H190ZM22 247H23V246H22ZM43 247H44V246H43ZM46 247H47V246L45 245V248H46ZM67 247H68V246H66V249H67ZM74 247H75V246H74ZM77 247H78V246H77ZM89 247H90V246H89ZM157 247H158V246H157ZM184 247H185V246H184ZM204 247H205V245H204ZM244 247H245V246H244ZM258 247H259V246H258ZM24 248H25V247H24ZM45 248H43L42 250H44ZM48 248H49V247H48ZM61 248H62V246L60 247V249H61ZM101 248H102V247H101ZM116 248H117V247H116ZM154 248H155V247H154ZM177 248H178V247H177ZM181 248H182V247H181ZM188 248H187V249H188ZM193 248H194V247H193ZM197 248H198V247H197ZM199 248H200V246H199ZM209 248H210V247H209ZM235 248H236V247H235ZM242 248H243V247H242ZM66 249H65V247L63 246V248H62L63 252H64V250H66ZM68 249H70V248L68 247ZM74 249H75V248H74ZM74 249H73V251H74ZM87 249H88V248H87ZM99 249H100V248H99ZM104 249H105V248H104ZM106 249H107V247H106ZM109 249H110V248H109ZM191 249H192V247H191ZM195 249H196V247H195ZM195 249H194V250H195ZM214 249H215V247H214ZM226 249H227V248H226ZM45 250H46V249H45ZM75 250H76V249H75ZM90 250H91V249H90ZM96 250H97V249H96ZM102 250H103V249H102ZM107 250H108V249H107ZM110 250H111V249H110ZM149 250H150V249H149ZM165 250H166V248H165ZM180 250H181V249H180ZM182 250L184 251V250H186V249H182ZM194 250H193V251H194ZM201 250H202V249H201ZM203 250H204V249H203ZM216 250H217V249H216ZM249 250H250V249H249ZM263 250H264V249H263ZM68 251H69V250H68ZM73 251H70V252H71V255H73ZM103 251H104V250H103ZM103 251H101V252H103ZM156 251H157V250H156ZM158 251H159V250H158ZM169 251H170V250H169ZM193 251H192V253H193ZM211 251H212V250H211ZM225 251H226V250H225ZM230 251H231V250H230ZM239 251H240V250H239ZM42 252H43V251H42ZM49 252H50V251H49ZM54 252H55V250H54ZM57 252H58V251H57ZM63 252H62V253H63ZM66 252H67V251H66ZM91 252H92V251H91ZM167 252H168V251H167ZM180 252H181V251H180ZM180 252H179V253H180ZM186 252H187V251L182 252V253H184L183 255L186 256V254H187ZM188 252H189V250H188ZM201 252H202V251H200V253H201ZM233 252H234V251H233ZM45 253H46V251H45ZM51 253H52V252H51ZM62 253H61V254H62ZM67 253H68V252H67ZM136 253H138V252H136ZM136 253H135V254H136ZM152 253H153V252H152ZM154 253H155V252H154ZM154 253H153V254H154ZM162 253H163V252H162ZM182 253H180V254H182ZM194 253H195V252H194ZM263 253H264V252H263ZM39 254H40V253H39ZM64 254H65V252H64ZM64 254H63V255H64ZM75 254H76V253H75ZM91 254H92V253H91ZM99 254H100V255H102V254L104 255V253H102V254L99 253ZM99 254H97V255L99 256ZM108 254H109V253H108ZM122 254H123V252H122ZM132 254H133V253H132ZM147 254H148V253H147ZM155 254H156V253H155ZM164 254H165V253H164ZM180 254H178V255H180ZM190 254H191V253H190ZM190 254H189V255H190ZM207 254H208V253H207ZM210 254H211V252H210ZM216 254H218V253H215V254H214V255H215V259L217 258V257H216ZM223 254H224V253H223ZM232 254H233V253H232ZM261 254H262V253H261ZM50 255H51V254H50ZM56 255H57V253H56ZM93 255H94V254H93ZM130 255H131V254H130ZM157 255H158V254H157ZM173 255H174V254H173ZM187 255H188V254H187ZM192 255H193V254H192ZM192 255H191V256H192ZM219 255H220V254H218V256H219ZM224 255H225V254H224ZM229 255H230V253H229ZM233 255H234V254H233ZM233 255H232V256H233ZM44 256H45V255H43V257H44ZM47 256H48V255H47ZM51 256H52V257H51V259H52V258H53V255H51ZM65 256H66V254H65ZM107 256H108V255H106V258H107ZM126 256H127V253H126ZM135 256H136V255H135ZM144 256H145V255H144ZM176 256H177V255H176ZM181 256H182V255H181ZM191 256H189V257H191ZM194 256H196V255H194ZM234 256L236 257V255H234ZM234 256H233V257H234ZM241 256H242V255H241ZM61 257H62V256H61ZM63 257H64V256H63ZM68 257H69V256H68ZM95 257H96V255H95ZM99 257H101V256H99ZM102 257H103V256H102ZM104 257H105V256H104ZM109 257H110V256H109ZM113 257H114V256H113ZM113 257H112V258H113ZM122 257H123V256H122ZM155 257H156V255H155ZM160 257H161V255H160ZM160 257H159V255H158V258H160ZM169 257H170V254H169ZM169 257H168V258H169ZM174 257H175V255H174ZM183 257H184V256H183ZM186 257H187V256H186ZM199 257H200V256H199ZM199 257H198V258H199ZM207 257H209V255H207ZM211 257H212V255H211ZM225 257H226V255H225ZM225 257H224V258H225ZM233 257H232V258H233ZM238 257L240 258V256H238ZM242 257H243V256H242ZM252 257H253V256H252ZM252 257H251V258H252ZM254 257H255V256H254ZM64 258H65V257H64ZM64 258H63V259H64ZM70 258H71V257H70ZM90 258H91V257H89V260H90ZM93 258H94V257H93ZM112 258H111V259H112ZM114 258H116V257H114ZM124 258H125V256H124ZM126 258L129 259V257H126ZM145 258H146V257H145ZM158 258H157V261H159ZM163 258H164V257H163ZM168 258H167V259H168ZM171 258H172V255H171ZM180 258H181V257H180ZM191 258H192V257H191ZM200 258H201V257H200ZM205 258H206V256H205ZM205 258H204V259H205ZM236 258H237V257H236ZM239 258H238V259H239ZM39 259H40V258H39ZM43 259H44V258H43ZM100 259H101V258H99V260H100ZM118 259H119V257H118ZM120 259H121V258H120ZM131 259H132V258H131ZM135 259H136V258H135ZM146 259H147V258H146ZM175 259H176V258H175ZM177 259H178V258H177ZM194 259H196V257H195ZM194 259H193V260H194ZM218 259H219V258H218ZM222 259H223V258H222ZM225 259H226V258H225ZM225 259H224L223 261H225ZM227 259H228V257H227ZM234 259H235V258H234ZM30 260H31V259H30ZM35 260L37 261V259H35ZM59 260H60V259H59ZM68 260H69V259H68ZM113 260H114V259H113ZM124 260H127V259H124ZM133 260H134V259H133ZM143 260H144V258H143ZM148 260H150V258H148ZM170 260H171V259H170ZM197 260H198V259H197ZM229 260H230V259H229ZM231 260H232V259H231ZM239 260H241V259H239ZM43 261H44V260H43ZM47 261H48V259H47ZM64 261H65V260H64ZM84 261H85V260H83V262H84ZM94 261H96V260H94ZM108 261H109L110 264H111V261L109 260V258H108ZM129 261H130V260H129ZM131 261H132V260H131ZM145 261H146V260H145ZM150 261H151V260H150ZM154 261H155V260H154ZM160 261L162 262V259H161ZM167 261H168V260H167ZM167 261H166V262H167ZM172 261H174V259H173ZM186 261H187V260H186ZM194 261H195V260H194ZM200 261H201V260H200ZM207 261H208V260H207ZM209 261H210V260H209ZM218 261H219V260H218ZM221 261H222V260H221ZM233 261H234V260H233ZM45 262H46V260H45ZM100 262H102V261H100ZM141 262H142V261H141ZM152 262H153V259H152ZM175 262H176V261H175ZM179 262H180V261H179ZM205 262H206V261H205ZM22 263H23V261H22ZM29 263H30V262H29ZM103 263H104V262H103ZM103 263H102V264H103ZM113 263H114V262H113ZM119 263H120V262H119ZM126 263H127V262H126ZM147 263H148V261H147ZM188 263H189V260H188ZM190 263H191V262H190ZM214 263H215V262H214ZM218 263H219V262H218ZM222 263H224V262H222ZM226 263H227V262H226ZM87 264H88V263H87ZM94 264H95V263H94ZM99 264H100V263H99ZM107 264H108V263H107ZM115 264H116V262H115ZM142 264H143V262H142ZM165 264H166V263H165ZM167 264H168V263H167ZM175 264H176V263H175ZM184 264H185V263H184ZM193 264H194V263H193ZM199 264H200V263H199ZM201 264H203V263L201 262ZM208 264H209V262H208ZM224 264H225V263H224ZM229 264H230V263H229ZM240 264H241V262H240Z\"/></svg>",
  "mask_w": 264,
  "mask_h": 264
}]
</instances>
